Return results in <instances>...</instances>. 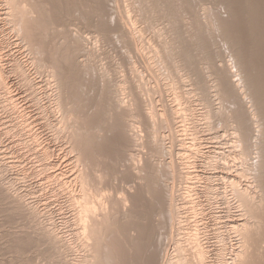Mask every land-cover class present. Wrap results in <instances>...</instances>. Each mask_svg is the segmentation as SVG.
I'll return each mask as SVG.
<instances>
[{
	"label": "bare ground",
	"instance_id": "6f19581e",
	"mask_svg": "<svg viewBox=\"0 0 264 264\" xmlns=\"http://www.w3.org/2000/svg\"><path fill=\"white\" fill-rule=\"evenodd\" d=\"M5 2L6 3V5H7V14H6V18H5V20H7L8 22V24L10 25V29H12L13 31H15L16 33H17V35L20 37L19 39H21L22 40V42L24 43V45L26 46V48H27V50H28V52H29V54H30V64H31V66H33L32 68H34L36 71H37V73L39 72V70L40 71H42L44 74H45V76H46V78L45 79H47V82L48 83H51V85H52V89H53V91H52V93L50 94L51 96H50V98H51V100H52V105H51V109L50 108H48L49 109V112H47V110L45 109V108H40L39 109V114H40V119L41 118H43L44 120H42L41 121V124L42 125H44L45 127L46 126H49L50 125V123H49V115L52 113V115L53 114H55V113H57L58 114V116H59V118H55L56 120L58 119V121H55V123L57 124V122H58V124L56 125V128L54 129L55 131L57 130V132L59 133L60 132V134H61V131L63 132L65 129L67 130L68 129V127L67 126H69V130H65L66 131V134H69L68 136L70 137H72V135H74V137H75V139L77 138L78 139V143H75L77 146H74V141H76V140H74V141H72V139H71V137L70 138H68V139H70V141L68 140V142H69V144H70V142H73L72 143V147L70 146V149L71 150H73L74 151V158H72V159H74L73 161L75 162L73 165L76 167V169H75V171H74V175H72V177L70 178V179H67L66 181H67V183L68 184H70V188L68 187V189H67V187H66V201H68L67 203H69L72 207H73V213L72 214H74V216H75V223H76V225H77V228L75 229L76 231L75 232H73L74 233V236L72 237L74 240H75V243H77L78 245V247L80 248V250L82 251L80 254H78V255H75V256H73V258L75 257V259H73L74 260V264H97L96 262H98V264H103V262L105 261V263L106 264H116L115 263V261L117 262V261H120L119 260V258L121 257L122 258V253H124L123 251V249H125L126 251H128V250H130V249H132V248H128V249H126L127 248V246H126V248L123 246L122 247V245L124 244V245H128V244H131V245H128L129 247H131L132 246V240H131V238L130 237H132V236H130V237H128L129 235H130V233L129 234H127L128 233V229H129V231H130V229H131V232L133 233V231H134V233H135V231H136V229H135V227L133 228V226H135V224H134V222H133V220H132V222H133V224H132V226H131V224L130 223H132L131 222V220L129 221L130 223H128L127 224V222H126V224L124 223L126 220H124V222H122L123 221V219H126L125 217L127 216V218L129 217V215H130V213H132L135 209V206H137V205H134V204H137V203H135V202H137V199L139 198H137L136 197V195L137 196H139V193H142L141 195L143 196V192H144V190L142 191H140V192H138L139 190H137V194H134L135 196L134 197H136V198H134L135 200V202H134V204L133 205H130L129 204V206L128 207H132V209L131 208H127L128 210L127 211H121L122 209L121 208H123L122 206H123V204L125 203L124 201H126V199H125V196L123 195L122 196V193H123V190H120V191H122V193L120 192V191H118L119 193H121V196L119 195V196H117L116 198H118L116 201L114 200H112V198H109V197H112L111 195L109 196H107V194H109V193H106V196H107V198H106V196L104 197V195H102L101 193H102V191H105L104 189H105V187L106 186H104L103 185V180H105V178L104 177H106V175L105 176H103V174L101 173V172H99V173H101V175L103 176V178L101 177V179H103L101 182H102V185L104 186H101L99 183H100V177L99 176H101V175H99L98 173H97V176H96V173L95 174H92L93 173V171H89V168H88V165L87 164H89V165H92V164H90V161H91V159H89L88 157L90 156V154L92 155L95 151H93V153H90L89 154V152L87 153L86 152V150H84L83 149V147H84V145L89 141L90 143H91V141L89 140V138H87L88 139V141L85 139V136L86 137H88L89 135H90V138L92 137V138H94V136L93 135H96V139H98L99 137H100V134L103 132L102 131V126L103 125H106L105 123L107 122L106 120H108V125H110V123H109V121L110 120H113L114 121V123L115 124H117L118 126H119V128H120V130L119 131H117V132H120V134L118 133V135H121L123 138H124V141H126V143H128L129 142V145L128 144H125L126 146H125V149H124V152H125V155H123V161H124V163H129L130 161V163H131V165H132V167H130L131 165L129 164V168H132V169H134L135 171H134V178H135V180L137 179V181H138V179H139V181H146L147 182V180H142V178H141V176H145L143 173H145L146 174V172L148 171L150 174H151V172L153 171V170H155V169H158V168H160V166L162 167V166H164L165 167V169L167 170V171H169V170H173L174 168V171L176 170V171H178L177 173H176V171L175 172H173V174L174 173H176L175 174V176L174 177H176V175H179V177H177V178H179L178 180L179 181H181V180H183V181H185L186 183H187V186H186V198L185 199H187V196H190V202H191V212H192V214L193 215H195L194 217H197L196 218V220H194V222L193 223H190L191 222V220H189L190 222H188V220L186 219L187 217L185 216V213L184 214H182L183 212H182V210H180L179 209V205H178V203H176V201L178 200V197L181 199V198H183V197H181V196H183V195H181V193H180V191L177 193L176 192V195H177V200L175 201V203H174V198H173V196L171 197V195H172V193H173V191H174V189H172V188H170V190H172V193H171V195L169 194L168 195V203L167 202H165V203H167V205H166V214H167V216H168V224H169V221H171V223L172 222H175L176 223V235H175V238H176V240H175V242H174V244H175V246H173V248H174V254H173V256H172V258H168L166 261H165V259L167 258V255H166V258H162L163 260H160L161 261V263L160 264H229L228 263V261H229V259H231V262L233 263V264H252L251 263V260H252V258L253 257H257V256H255V255H259V256H264L263 255V253H261V251L263 252L264 250H260V248L262 249V245L261 246H259V244H260V242H264V238H262V235H261V233H260V226H261V224H260V222L262 223V221H260V216L262 217V214L264 213L263 211H264V183L262 182V180H261V177L263 176L264 177V83L262 82V80H264V79H262L261 80V78H259L262 74H261V72L264 70H260V67L258 68L257 67V65H255V64H253L252 65V63L250 62V60H249V64L248 63H246L247 65H243V66H240V63H238V61L235 59L232 63L234 64H232V66L235 68L234 70H233V75H232V78H233V76H236L237 77V79H235V80H232V78H231V76H229L230 78H231V80L229 79V77H227L229 74H231V71H229L230 70V66H229V64H225V61H224V64H225V66H226V68L228 69L229 68V70L228 71H226V72H228L229 74H225L226 76H224V74H222L223 72H224V70H223V67L224 66H222V61H223V59H222V61L221 60H219L220 58L219 57H221L222 58V56H220L221 54L222 55H224L223 53H221V51H223L222 49H221V51H219V49L220 48H217L216 50H218V51H216L215 53V55H213V57L211 58V61H210V59H209V61H208V58L207 57H205L207 54H205V52L207 51V50H205L204 48H202L201 49V47H200V49L204 52V54H205V56L203 55V57H202V55H201V57H199V52L197 53V51L198 50H200V49H198V45H204L203 43L202 44H200L201 42H202V40L201 39H199L197 42H199L200 41V43L198 44H196V43H194V45L192 44V41H190V40H192L193 38V40H195V38L196 37H194L195 36V32L196 31H194L197 27H198V29H199V26H197L196 24L198 23H200L199 25L201 26V24H202V26H201V28L202 29H204L203 30V33L205 32V30H208L209 29V27L212 25L211 23H212V18H210L211 16L212 17H215V15L213 14V13H211V14H213V15H210L209 16V14H210V11L212 12V9L213 8H217L218 9V7L219 6H221L223 3H225V2H223L221 5H217V7H215L216 5H215V1L216 0H210L211 1V5L210 6H207L206 4H205V2L207 3L208 1H206V0H87V2H86V0H54V2H53V0L51 1V0H2V2ZM193 1H195V2H193ZM214 1V2H213ZM218 1V0H217ZM217 1H216V3H217ZM221 1V0H220ZM223 1V0H222ZM225 1V0H224ZM231 1V0H230ZM234 1V0H233ZM240 1V0H239ZM254 1V0H253ZM257 1V0H256ZM263 1V0H262ZM192 2L193 3H196L197 4V6H196V8L200 11V13H198L200 16L198 17V18H194L195 17V13L194 12H191L190 13V11H196V10H192L193 8H195V5L194 4H192ZM227 2H228V0H227ZM236 2V4H237V2L238 1H234V3ZM241 2H243V0L241 1ZM258 2H261V0L260 1H258ZM258 2H256V5H258L257 3ZM219 3H221V2H219ZM218 3V4H219ZM255 3V2H254ZM262 3V2H261ZM260 3V4H261ZM194 5L193 6V8H191V6L192 5ZM226 4H228V3H226ZM233 4V3H232ZM244 4L245 5H243V3H242V5L243 6H246V10H245V15H247V17L250 19V20H255V19H260V20H257V22L259 23V25L261 24V25H263V27H264V21L262 20L261 21V19H264V12H261L262 14H263V17H261L262 15L260 14V11H263L260 7H259V5L258 6H256V5H253V3H252V0L250 1V0H244ZM225 5V4H224ZM229 5H230V3H229ZM228 5V7H227V5H226V7L227 8H229L230 6ZM241 5V6H242ZM264 5V4H263ZM263 5H261V7L263 6ZM233 6V5H232ZM239 2H238V5L235 7V5H234V7H235V9H236V11L239 9ZM240 6V7H241ZM222 7V6H221ZM226 7H224V9L226 8ZM259 9L260 8V10H259V13H258V11H257V8ZM231 8H233V7H231ZM224 9H223V13H224ZM234 9V8H233ZM231 10L232 12H234V10ZM52 10H54V11H56L57 13V15H56V17L54 18V17H52L51 16V14L53 15V11ZM221 10V9H220ZM228 9H226V11H227ZM230 10V9H229ZM241 10H243V8L241 7ZM243 10V11H244ZM6 11V10H5ZM52 11V12H51ZM216 11V10H215ZM214 11V12H215ZM218 11H219V9H218ZM239 11V10H238ZM237 11V12H238ZM198 12V11H197ZM221 12V11H220ZM230 12V11H229ZM242 12V11H241ZM89 13V14H88ZM190 13V14H189ZM193 13H194V17H192L193 16ZM215 13H217V12H215ZM219 13V12H218ZM192 14V16H190ZM229 14V13H228ZM231 14H233V13H231ZM239 14V13H238ZM241 15H242V13H240ZM261 16H260V15ZM83 15V16H82ZM88 16V18L89 17H91L92 18V21L90 22L91 23V25L94 27V29L92 30V31H94L95 29H97V28H102L103 27V31H101V30H99V29H97V30H99V31H101V33L103 32V34H101V35H99L98 34V37L99 36H101L100 37V39H98V40H100L101 42H102V40H104L103 41V43L105 42V41H107V42H109L110 40H111V38L112 39H116V37H118L119 39L120 38H122L124 41V43H123V46L122 45H120V43H118L119 41H121L122 42V40H119L118 41V39H116L115 41L120 45H117V47L119 46V51L117 50V52L119 53V52H121L120 51V47L122 46L123 48H125L126 46L125 45H127L128 44V47H130V49L127 51V50H125V49H123L122 47H121V49H123L124 51H127V52H130L131 50L132 51H134V53H133V55L135 54L136 55V53L138 54V56L140 55L141 56V60H139V57H137V59L141 62L142 61V63L141 64H143L144 66L146 65L147 67H148V69H150L149 67H151L150 65L151 64H149L150 62L149 61H152L153 63H154V65H155V61L156 60H158L159 59V61H160V63L159 64H164L163 62H162V59L163 60H165L166 62L168 61L169 62V60H170V62H169V68H168V65H166L167 66V68H166V66L164 67L165 69H170L169 71H167L168 72V76H167V78H169L168 80H169V82L167 83V85L166 84H164L165 86H164V90L165 91H168V92H170V94L172 95L171 96V99H170V101H169V104H167V100H166V98H165V102H164V100L162 101V105L164 104V103H166V104H164V106L166 105V108L164 107V106H162L163 108V111H157V110H153L152 109V105H151V102L153 101V99H152V97L150 96L151 94L153 95L154 93H151V94H147L146 92H145V94H147V96H149L150 98H144L143 96V94H144V92H142V90L141 89H144L145 90V88L147 89V87L145 86H143L144 84H142L143 82L142 81H139V78L141 77H138L139 75H136L137 74V72H135L136 71V62H134L133 60H130V63H131V66L129 65V63L127 64V61L129 62V59L131 58L132 59V57H128L129 55H131V56H133L132 54H130L129 53V55L127 56V57H124V55H125V53H123V51H122V55H123V57L124 58H122V56H121V58H122V60L124 59L125 60V58H127V60H125V63L127 64V66H129V67H131V69H128L129 71V73H130V71H133V72H131L132 74L135 72V74H133V76H132V78L130 79L132 82H130L129 81V83H127V80L126 79H128L129 80V78H127V76H125L126 77V79L125 78H121V80L122 79H125L124 81L122 80V82L128 87H125V89H124V85L123 86H121V81L118 83L117 81L116 82H114V80H112L113 78L111 77V75L112 76H114V73H112V72H110L108 75V77H111V79L110 78H108V77H104V76H106V75H103V76H101V73L102 74H104L106 71V73H108V70L110 69V66H109V68H108V66L106 67V68H101V71H103V69L104 70H106L104 73L103 72H100L99 70H100V64H101V55H104V54H102L103 52H95L94 50V52L90 49V47L91 46H89L88 47V45H87V43L85 42V40L86 41H88V40H94L95 41V39L94 38H96L97 39V35L96 34H94L93 36H95L96 35V37H91L90 39H88L90 36H92V34H90V35H86V33H85V35L87 36H84V32L88 29V28H90L89 30H91V27H88L90 24L88 23L89 22V19H86L87 18V16ZM219 15V14H218ZM244 14L242 15V16H245ZM2 16V15H1ZM196 16H198V15H196ZM216 16H217V14H216ZM224 16V15H223ZM225 16H227L226 14H225ZM237 16H239V15H237ZM84 18V20H82L83 22H86V23H88V26H83V25H85L86 23H80V22H82V21H80L81 19H83ZM177 17H180L179 18V20L177 19ZM191 17H192V19H191ZM219 16H217V18H218ZM81 18V19H80ZM90 18V19H91ZM216 18V19H217ZM221 18H222V16H221ZM220 18V19H221ZM226 18V17H225ZM224 18V19H225ZM231 18V17H230ZM233 18H234V16H233ZM233 18H231V19H233ZM80 19V20H79ZM193 19H195L196 21H193ZM215 18L213 19V21L214 20H216ZM223 19V18H222ZM228 19H229V17H228ZM241 19H243V18H241ZM248 19V20H249ZM76 20H79V21H77V23L79 24H81V27L83 28V30H85L84 29V27L85 28H87L84 32H81L82 30H80V28L78 29V28H76L75 26L77 25V23H76ZM86 20H88V22L86 21ZM218 20V19H217ZM226 20H227V18H226ZM245 20V19H244ZM243 20V21H244ZM247 20V19H246ZM261 23H260V22ZM214 22H216V21H214ZM221 22V21H220ZM223 22V21H222ZM227 22V21H226ZM231 22V21H230ZM249 21H247V23H248ZM196 23V24H195ZM217 23H219V22H217ZM253 22H250V24L248 23L247 24V27H248V29H249V31L251 32H249V34H251V36H253L254 38L256 37L258 40H259V37L257 36V34H259V36L262 34V29H261V25L259 26V25H257L256 27L252 24ZM6 24V23H5ZM7 24V25H8ZM80 24L78 25V26H80ZM197 26V27H195V25ZM225 24V23H224ZM228 24H229V21H228ZM257 24V23H256ZM194 25V26H193ZM222 25V24H221ZM214 26H215V23H214ZM217 26H218V24H217ZM231 26V25H230ZM230 26H229V28H230ZM233 26H234V24H233ZM233 26H232V28H233ZM240 26L241 27H243L241 24H240ZM245 26V25H244ZM4 27V26H3ZM195 27V29L193 30V32H192V29ZM213 27V26H212ZM262 27V28H263ZM8 28V27H7ZM200 28V29H201ZM218 28V27H217ZM221 28H223L222 26H221ZM220 27H219V29H221ZM197 29V30H198ZM198 30V32L197 33H199V31H200V33H202V30ZM210 29L212 30V28L210 27ZM214 29H216V27L214 28ZM225 29H227L226 27H225ZM224 29V30H225ZM239 29H240V27H239ZM264 29V28H263ZM11 30V31H12ZM89 30H88V34H89ZM210 30V31H211ZM218 30V29H217ZM243 30V29H242ZM1 31V30H0ZM96 31V30H95ZM94 31V33H96ZM209 31V30H208ZM208 31L206 32V33H208ZM216 31V30H215ZM237 31H239V30H237ZM245 31H246V29H245ZM6 33H8L7 31H5ZM98 32V31H97ZM149 33L150 35H147L148 36V39L146 40V33ZM214 32V31H213ZM232 32H234V31H232ZM3 33V32H2ZM83 35H82V34ZM202 33V34H203ZM205 33V34H206ZM218 33V32H217ZM220 33V36L219 37H221L222 35V33L221 32H219ZM235 33H236V31L234 32V37H235ZM239 33V32H238ZM246 33H248V32H246ZM112 34V35H111ZM214 34V33H213ZM227 34V33H226ZM237 34V33H236ZM256 34V35H255ZM6 35V34H5ZM16 35V36H17ZM44 35V36H43ZM199 35V34H198ZM217 35V34H216ZM255 35V36H254ZM8 36V35H7ZM7 36H5V37H7ZM89 36V37H88ZM116 36V37H115ZM202 38H204V35H200ZM210 36V35H209ZM212 36V35H211ZM218 36V35H217ZM250 36V35H249ZM4 37V36H3ZM114 37V38H113ZM200 37V38H201ZM224 37V36H223ZM226 37V36H225ZM248 37V36H247ZM252 37V38H253ZM263 37H264V32H263ZM8 38V37H7ZM6 38V39H7ZM16 38V37H15ZM250 38V37H249ZM251 38V39H252ZM255 38V39H256ZM1 39H3V38H1ZM6 39H4L3 41H1L0 42V45L2 44V43H5L6 42ZM102 39V40H101ZM198 39V38H197ZM196 39V40H197ZM211 39V38H210ZM241 39H243V38H241ZM246 39V38H245ZM254 39V40H255ZM8 40V39H7ZM10 40V39H9ZM98 40H96L97 42H99ZM144 40H146L147 42L149 41V51H148V56L146 57V53L144 52V50H145V47H144ZM196 40H195V42H196ZM212 40H213V38H212ZM223 40H225V38L223 39ZM246 40H248V39H246ZM261 40H263L262 38H261ZM5 41V42H4ZM94 42V44H96L97 42ZM114 41V40H113ZM189 41H190V44H189ZM203 41H206V39L204 38V40ZM217 41V40H216ZM230 41V40H229ZM242 41V40H241ZM253 41V40H252ZM260 41V40H259ZM47 42V43H46ZM48 42L49 43H51V44H53L54 46H51V44H49L48 45ZM90 42H93V41H90ZM89 42V43H90ZM106 42V43H107ZM194 42V41H193ZM210 42V41H209ZM215 41H213V43H212V45L214 46H212L213 48H216V47H218V46H216V44L214 43ZM218 42V41H217ZM222 42V41H221ZM255 42V41H254ZM261 42H263L264 43V41H261ZM100 43V42H99ZM98 43V44H99ZM112 43V42H111ZM127 43V44H126ZM223 43H227V41L225 40V42H223ZM231 43H232V41H231ZM238 43V42H237ZM247 43V42H246ZM260 43V42H259ZM262 43V44H263ZM44 44H47V45H44ZM93 44V43H92ZM109 44V43H108ZM195 44L197 45V46H195ZM209 44V43H208ZM236 44V43H235ZM252 44V43H251ZM251 44H250V46H251ZM256 44H257V42H256ZM7 45V44H6ZM8 45H9V43H8ZM101 45V44H100ZM103 45V44H102ZM105 45V44H104ZM114 45H115V42H114ZM190 45H191V47H192V45L193 46H195L196 47V49H198L197 51H194L195 50V48L193 49V48H191L190 47ZM209 45H211V44H209ZM217 45H221V44H219V43H217ZM231 45V44H230ZM245 45V44H244ZM2 46H4V45H2ZM47 46V47H46ZM48 46H50V47H53L52 49L50 48L49 50L48 49H46L47 50V52H45L46 50H45V47L46 48H49ZM105 46H107V45H105ZM109 46H111V44L109 45ZM109 46H108V48H109ZM113 46V45H112ZM233 46V45H232ZM237 47H238V44L236 45ZM247 46V45H246ZM253 46V45H252ZM256 46V45H255ZM262 46V45H261ZM264 46V45H263ZM262 46V47H263ZM96 47V46H95ZM98 47V46H97ZM116 47V45H115V48H117ZM204 47H205V45H204ZM225 47H227L226 45H225ZM235 47V46H234ZM233 47V48H234ZM254 47V46H253ZM257 47H258V44H257ZM91 48H93V47H91ZM103 48V47H102ZM126 48V49H127ZM261 48V47H260ZM264 48V47H263ZM2 49V48H1ZM1 49H0V51H1ZM4 49H5V47H4ZM97 49V48H96ZM101 49V48H100ZM118 49V48H117ZM205 51H204V50ZM249 49V48H248ZM247 49V50H248ZM262 49V48H261ZM6 50V49H5ZM5 50H3V51H5ZM106 50V49H105ZM113 50H115V49H113ZM193 50V54H191L190 53V51H192ZM209 50H211V49H209ZM215 50V49H214ZM226 50H227V48H226ZM232 51H234L233 49H231ZM231 50H229V51H231ZM246 50V49H245ZM246 50V51H247ZM26 51V50H25ZM116 51V50H115ZM132 51H131V53H132ZM202 51H200V52H202ZM228 51V52H229ZM238 51V50H237ZM237 51H236V54H237ZM254 51V50H253ZM253 51H249L251 54H252V52ZM2 52V51H1ZM0 52V53H1ZM49 52V53H48ZM105 53H106V51H104ZM126 52V53H127ZM240 51H238V53H239ZM243 52V51H242ZM255 52V51H254ZM258 52H260V51H258ZM261 52H263V51H261ZM41 54V55H39V56H37V55H35V54ZM48 54V56H49V58H47L46 57V55ZM94 53H96V54H94ZM99 53H101V55L99 56V58H100V63L98 62V60H99V58H97V54H99ZM141 53V54H140ZM195 53H197V56H196V58L197 57H199L200 58V60H199V58H198V60H199V62L201 61L202 62V64H201V62L199 63L201 66L197 69V67L199 66H197L196 67V69L198 70V72H205V73H201V75L199 74H196L197 73V70L195 69L194 70V72L196 71V73L194 74V72H192L191 71V69H192V65L190 66L191 68L189 69L188 67V62H190V60L192 61L193 60V63H195L196 61L198 62V60L194 57L195 55ZM208 53V52H207ZM210 53H212L211 51H210ZM214 53V52H213ZM244 53V52H243ZM242 53V54H243ZM255 53H257V52H255ZM264 53V52H263ZM2 54V53H1ZM246 54V53H245ZM247 54H249L248 52H247ZM259 54V53H258ZM258 54H256L255 55V57L254 58H256V56L258 55ZM3 55V54H2ZM34 55L35 56H37V57H34ZM96 55V56H95ZM119 55V54H118ZM121 55V54H120ZM134 55V57L133 58H135L136 59V56ZM192 55H194V56H192ZM210 55H212V54H210ZM225 55H227V54H225ZM234 55H235V51H234ZM241 55V54H240ZM45 56V60L43 59V57ZM107 56V55H106ZM209 56V55H208ZM229 57L231 56V55H228ZM233 56V55H232ZM241 56H243V55H241ZM252 56V55H251ZM262 56V58H263V56L264 55H261ZM5 57V56H4ZM116 57V56H115ZM119 57V56H118ZM194 57V59H192ZM235 57V56H234ZM253 57H252V59H253ZM94 58H96V59H98V60H96V59H94ZM168 58H169V60H168ZM201 58H202V60H201ZM204 58H206V60H204ZM232 57H230V59H231ZM243 58V57H242ZM247 58V57H246ZM251 58V57H250ZM5 59V58H4ZM196 59V61H194ZM226 59V58H225ZM229 59V58H228ZM234 59V58H233ZM251 59V60H252ZM258 59V58H257ZM13 60V59H12ZM11 60V61H12ZM46 60H48L47 62H46ZM94 60H96L95 62H93ZM124 60H123V63H124ZM245 60H247V59H245ZM260 60V59H259ZM263 60V59H262ZM4 61V60H3ZM2 61V62H3ZM138 61V62H139ZM219 61H221V63H219ZM228 61V60H227ZM243 61V60H242ZM21 62V61H20ZM19 62V60L17 61V60H14V62L12 61V63H14L13 65H11V66H13V70H16L17 72H18V75L20 74L21 75V78H23L24 79V82L26 81V83L27 84H29V87H30V89H31V91L30 92H32V93H29V94H33V98H34V102H35V104L36 105H39L38 104V99H37V93H36V91H38V90H36V89H38V86L36 87V85L38 84V83H36V85L34 86V84L32 83V79H30L29 77V75H27L26 73H25V68L23 67V65L21 64ZM91 62H93V63H96V62H98L99 63V72H97L96 73V71H97V63L96 64H93V63H91ZM121 62V61H120ZM151 62V63H152ZM157 62V61H156ZM166 62H165V64H166ZM7 63H10V62H7ZM6 63V64H7ZM119 63V62H118ZM117 63V64H118ZM125 63H124V65H125ZM192 63V62H191ZM260 63H262V62H260ZM2 64V63H1ZM0 64V89L2 90V89H6V88H8L7 87V83H5L4 81L6 80H4L3 78L4 77H6L7 78V76H4L5 75V73H6V71L5 70H7L6 68H2L1 66H3V64L1 65ZM11 64V63H10ZM103 64V63H102ZM105 64V63H104ZM117 64L115 65L114 63L112 64V66H111V68H113V66L115 65V66H117ZM157 64V63H156ZM164 64V65H165ZM223 64V65H224ZM243 64V63H242ZM9 65V64H8ZM79 65V67H80V69H78L77 68V66ZM81 65V66H80ZM94 65H96V70H95V67H94ZM107 65H109V63L107 64ZM110 65H111V63H110ZM142 65V66H143ZM149 65V66H148ZM161 65H158V66H160L159 68H161L162 66ZM163 65V66H164ZM197 65V64H196ZM255 65V66H254ZM260 65V64H259ZM10 66V67H11ZM104 67H105V65H103ZM114 66V67H115ZM118 66H120V64L118 65ZM126 66V67H127ZM188 66V67H187ZM231 66V67H232ZM254 66V67H253ZM262 66V65H261ZM264 66V65H263ZM4 67V66H3ZM89 67H91L92 69H93V67H94V70H95V72H94V70H93V72L94 73H96L95 75H94V73H93V76L95 77V76H97V74L98 73H100L99 74V76H101L100 77V79H98V76H97V80H99L100 82H99V84H101L102 85V87H101V85L98 87V89H99V92H101L100 94H99V92L97 93V94H99V96H97L96 98V100L98 101V102H96V104L93 102V105H91L90 103H89V101H92L94 98H91L92 100H89L90 99V97L89 96H96L97 94H95V92H94V95L91 93L90 94V92L88 91L89 89L92 91L93 89H95V91H97L98 89L96 88V86H97V84L96 85H93L92 84V81H95L96 83H97V81L96 80H93V79H96V77L95 78H93L92 77V75H90L87 71H85V70H87V69H89ZM125 67V68H126ZM255 67H257V68H255ZM9 68V67H8ZM86 68V69H85ZM108 68V69H107ZM116 68L117 67H115V68H113L112 69V71L113 70H115V71H117L116 70ZM133 68V69H132ZM194 68V67H193ZM211 68V69H210ZM264 68V67H263ZM30 69V68H29ZM118 69V68H117ZM187 69H188V71H191V72H188L187 71ZM225 69V68H224ZM226 69V70H227ZM262 69V68H261ZM9 70V69H8ZM75 70H80V71H78V74H79V72L80 73H88V76H85V77H77V75H76V78H79V81H81V79L83 80V78L85 79H87L88 78V80H89V78H90V80H92L91 82L89 81V83H91V85H89V88L87 87V85L86 84H89V83H86V79H85V85L86 86H82V85H84V81H82L83 82V84H82V82L80 83V82H77V83H80V85L78 84V85H76L77 86V92H75L74 91V93H72L73 91V89L72 88H70V86H69V84L73 81V79L71 80V78H72V75H73V73L75 72ZM81 70H83V72H81ZM151 70V69H150ZM162 70H164L163 68L160 70L159 69V71H162ZM209 70H211V71H209ZM214 72H213V71ZM10 71V70H9ZM16 71H14V72H16ZM29 71H32L31 69L29 70ZM36 71H35V73H36ZM111 71V70H110ZM122 71V70H121ZM151 71H153V70H151ZM223 71V72H222ZM12 71H10V73H11ZM42 72H40V74L42 73ZM92 72V71H91ZM165 72V71H164ZM164 72H162L164 75H165V73ZM211 72V73H210ZM226 72H224V73H226ZM253 72V73H252ZM8 73V72H7ZM6 73V74H7ZM28 73V72H27ZM34 73V74H35ZM112 73V74H111ZM130 73V74H131ZM152 73V72H151ZM15 74V73H14ZM29 74H31V72L29 73ZM34 74H32V75H34ZM39 74V75H40ZM92 74V73H91ZM116 74H117V72H116ZM163 74H160V75H163ZM203 74V75H202ZM217 74V75H216ZM253 74V75H252ZM80 75V74H79ZM83 75V74H82ZM81 75V76H82ZM163 75V76H164ZM215 75V76H214ZM23 76V77H22ZM29 76V77H28ZM43 76V75H42ZM75 76V75H74ZM116 76H118V75H116ZM33 77H35V76H33ZM37 77V76H36ZM130 77V76H129ZM164 77H166V76H164ZM236 77H234V78H236ZM31 78H32V76H31ZM43 78H44V76H43ZM75 78V77H74ZM74 79V83H76L75 82V80L76 81H78L77 79ZM81 78V79H80ZM92 78V79H91ZM114 78H115V76H114ZM120 78V77H119ZM142 78V77H141ZM140 78V79H141ZM159 78V77H158ZM264 78V77H263ZM23 79H21V80H23ZM118 79V78H117ZM117 79H115V80H117ZM35 80V79H34ZM112 80V81H111ZM144 80V79H143ZM36 81V80H35ZM23 82V81H22ZM70 82V83H69ZM141 82V83H140ZM26 83H24V84H26ZM73 83V82H72ZM122 83V84H123ZM158 83V82H157ZM187 83V84H186ZM26 84V85H27ZM40 84V83H39ZM38 84V85H39ZM108 84V85H107ZM128 84V85H127ZM44 85V84H43ZM67 85L69 86V88L71 89V93H69V92H67ZM92 85H93V87H92ZM130 85V86H129ZM149 85V84H148ZM158 84H156V88L157 89H154V91H156V90H159V89H162V88H159L158 89V87L159 86H157ZM28 86V85H27ZM75 86V84L73 85V87ZM75 86V87H76ZM80 86H81V88L83 87L84 88V90H86L87 88V90L86 91H88L89 92V96H87L85 99H86V101H88V102H86V101H84V98H82L83 96H86V95H88L87 94V92H86V95L82 92V90H81V92H80ZM93 88H91V87ZM144 87V88H141V87ZM187 86V87H186ZM29 87H27V88H29ZM43 87V86H42ZM86 87V88H85ZM104 87V88H103ZM39 88H41V87H39ZM80 88V89H79ZM154 88V87H153ZM153 88L151 89V87L149 88L150 89V91L148 90V92H151V90H153ZM97 89V90H96ZM27 90V89H26ZM41 90V89H40ZM78 90H79V92H78ZM101 90V91H100ZM143 90V91H144ZM125 91H128V93H130L131 94V96L133 97H131L130 96V94H128L130 97L129 98H131L132 99V102H130V104H128L129 102L126 100V102H124L123 101V97H120V95L121 94H123ZM146 91V90H145ZM163 91V90H162ZM4 92V91H3ZM40 92V91H39ZM44 93H45V95L41 92V94H43L44 96H46V92H45V89H44V91H43ZM153 92V91H152ZM158 92V91H157ZM160 92H161V90H160ZM78 93H83V95H82V97H79V96H77L78 98H75L76 97V95L78 94ZM163 93V92H162ZM41 94H39L40 95V98H41ZM48 94V93H47ZM68 94L70 95V96H68ZM81 94H80V96H81ZM125 94V93H124ZM75 97H74V96ZM79 95V94H78ZM164 95V94H163ZM31 96V95H30ZM47 96H49V95H47ZM46 96V97H47ZM122 96V95H121ZM162 96V95H161ZM168 96V95H167ZM166 96V97H167ZM190 96H192L193 98L191 99V97ZM32 97V96H31ZM125 97H126V94H125ZM10 98V97H9ZM33 98H31V99H33ZM81 100L82 102L81 103H83L84 104V102H86V103H88L87 105H91V106H93V109H98L99 107H97V108H94L95 106H99V104L98 103H103L102 105H100V106H103V107H105V108H103V110H105V111H107V113H105V111H104V113L103 114H101L100 113V111L101 110H99V109H102V107L101 108H99L98 110H97V113L95 114V110H93V111H95V112H93L92 113V111L90 110L92 107H90V106H85V108L87 109V111H88V109L90 110V112L92 113V114H90V112H84L83 111V108H84V106L82 105V107L80 106V104L79 103H77L78 102V100ZM83 99V100H82ZM125 99V98H124ZM131 99L129 100V101H131ZM163 98L161 97V100H162ZM215 99H217L218 101H219V105L218 106H214V100ZM229 99H231L230 101L232 102L233 101V99H236V101H238V102H236V105L238 104V106L237 107H234V106H236L235 105V102L233 101V103H234V106L232 107V108H234L233 110L234 111H232L231 110V112H233V113H231V114H229L228 112L229 111H227V113L229 114V115H225V114H227V113H224V111H223V109H227V110H230V109H228V107L230 108V106H228L229 104H227L226 105V103L224 104V102L227 100V101H229ZM12 100V99H11ZM48 100H49V97H48ZM47 100V101H48ZM79 100V101H80ZM33 101V100H32ZM84 101V102H83ZM95 101V100H94ZM217 101V102H218ZM226 101V102H227ZM74 102H76V103H74ZM164 102V103H163ZM231 102H230V105H232L231 104ZM13 103V102H12ZM41 103V102H40ZM49 103V102H48ZM47 103V104H48ZM50 103V104H51ZM74 103V105H73V107H75V108H73L72 107V104ZM14 104V103H13ZM13 104H11V105H13ZM33 104V103H32ZM44 104H46V103H44ZM43 104V105H44ZM49 104V105H50ZM79 104V105H78ZM218 104V103H217ZM224 104V105H223ZM15 105V104H14ZM13 105V106H14ZM34 105V104H33ZM42 105V104H41ZM42 105V106H43ZM80 106L81 107V109L82 110H80V111H78V113H76L75 114V112L73 113V111H75V109L76 110H78L79 108H77L78 106ZM95 105V106H94ZM151 105V106H150ZM32 106V105H31ZM46 106V105H45ZM223 106H224V108H223ZM226 106H228L227 108H225ZM35 107H37V106H35ZM41 107V106H40ZM49 107V106H48ZM90 107V108H89ZM240 109H239V108ZM84 108V110H86ZM155 108V107H154ZM231 108V109H232ZM15 109V108H14ZM74 109V110H73ZM12 110V109H11ZM37 111H38V109H37ZM98 111H99V113L101 114V115H98ZM18 112V111H17ZM20 112V111H19ZM77 112V111H76ZM102 112V111H101ZM85 113H88L89 115H90V117H92V115H93V117H92V119L94 120V122H96L97 123V121L99 122V125L101 124H103L102 126L100 125H97V126H99V127H96L94 124L95 123H93L92 122V119H90V117H88L87 118V116L88 115H86ZM19 114H21V112L19 113ZM18 114V115H19ZM31 114V113H30ZM57 114H55V116L57 115ZM74 114V115H73ZM135 114H138V115H141L142 116V118H144L145 119V121L144 122H146L145 124H146V126H147V136H148V139L146 140V141H148V142H146L147 143V145L150 147V145H151V148H153V147H155L156 146V144H157V146L158 147H155V149H153V150H151L150 148H149V150H150V152L151 151H161V152H165L164 154H166V152L167 151H169L170 152V150L168 149V150H165L166 148H164V146H163V143L164 142H162V141H160L161 140V135H160V137L161 138H159L158 140H159V143H158V141L156 140V138H158V136L156 137V133H155V129H154V125H157L158 127L157 128H162V127H164V126H168V123H169V125H170V127L172 128V132L173 133H171L172 135H170V137L171 136H174V138H175V140H176V142H177V144H178V149H177V154H176V158H174V160H173V158H172V156L173 155H170V160H169V162L166 164H164V163H162V165L160 164H157V165H159V167L157 166V168H155V166L156 165H151V164H153V163H150L152 160H150V159H154V158H150V155H148L149 157H148V159L150 160V164L149 163H146L147 162V159H145L144 161H146V162H144L146 165L148 164L149 166H144L143 164H141V165H138L139 164V162H137V160L139 159L138 157H140L139 155H137L138 157H136L135 156V152H133V150H134V147L136 146L137 147V145L139 144H137V141H136V131H137V129H138V125H135L134 123H132V121H131V118L135 115ZM22 115V114H21ZM25 115V114H24ZM96 115L97 116H99V117H96ZM116 115H118V116H116ZM87 118V119H84L85 117ZM113 116H114V118H113ZM136 116V115H135ZM134 116V117H135ZM18 117H21L20 115L18 116ZM26 117V116H25ZM37 117V116H36ZM52 117V116H51ZM54 117V116H53ZM57 117V116H56ZM20 119V118H19ZM35 119V118H34ZM95 119H96V121H95ZM247 119L249 120H251V122H248V125H250L251 123H252V126H250L251 128L249 129V126L247 125ZM25 120L26 119H24V122H25ZM50 120H51V118H50ZM105 120V121H104ZM235 123V125L232 123V121ZM36 121V120H35ZM72 123H71V122ZM85 121V122H84ZM87 121V122H86ZM103 121V122H102ZM91 122H92V124L94 125V127L95 128H97V129H95L94 131H96L95 133H94V131H91V132H93L94 134H92L91 132H90V130H92V129H94V128H92L93 127V125H91ZM102 122V123H101ZM111 122V121H110ZM53 123V122H52ZM88 124V126L90 125L91 127H89L88 128V126L86 125V124ZM219 123L220 124H224L225 126H231L232 124H233V126L232 127H230V128H232V130H234L233 132H235V134H233L235 137H236V140H235V146H239L240 147V149H237V150H239L238 151V157H240L239 155H241V157L243 156L245 159V167H246V169H244V167H241V168H243V173H247V174H249L248 176H250V178H253L252 180H253V184H252V186L251 185H249L248 183H246V185H245V187H240L239 186V184H238V182L237 181H235L234 179H228V181H229V184H230V186L231 187H229V188H231V189H233V193H234V191L236 192V194H237V196L235 195V193H234V195H235V199H237L238 198V202L240 201V204H239V206L240 205H242L241 207H243V209H244V211L242 212L241 211V213H245L244 215H245V218H243V221L242 222H240V223H237V222H232V223H230L231 224V227L230 228H232L233 230L231 231V232H234V231H236L237 233H239V235L241 236V238H240V245L238 246V248L237 249H233L232 247V249L229 251V249H228V244L229 243H227V237L228 236H230V235H228L227 236V234H224V233H220V231L222 232V230H220L218 233H219V235L218 236H216L218 239H219V241H217V242H220V243H218L219 245H217L218 247H217V249H216V252H215V258L213 259V258H210V251H212L211 249H208V247L204 244V242H203V240H205L206 238H207V233H206V231H207V226H209V224L207 223H205V222H203L202 220L204 219L203 218V216H204V208H203V204H204V202L206 201V203H209V202H212V198L214 199V197H215V195H216V188H215V183H214V180H217L216 179V177H215V174H209V175H204L203 176V174H202V176L201 177H199L196 173H195V170L193 169L194 167H196V165H197V162L200 160V159H202L203 161V163L207 166V167H209V168H211V169H215L216 167H217V165H218V161L221 159L222 160V158H220V154H219V151H217V150H212V149H215V148H213L212 146H211V151H208V152H203V150L201 149V145L206 141V137H205V134H204V132H203V134H204V137H203V134H201L202 133V131L203 130H206V133H207V130H211L212 128L213 129H216L217 130V128H219V126H217V128H216V126H214L215 124L217 125H219ZM229 123H232L231 125L229 124ZM24 124V123H23ZM113 123H111V125H112ZM115 124L112 126V127H115V128H113V129H119L118 128V126L116 125L115 126ZM202 124H204L203 125V127H205V129H203L202 128ZM25 125V124H24ZM33 125V121H31L30 123H28V124H26V126H21V130L22 131H25V132H27L28 134H29V136H30V141H31V144L33 143V144H35V142L36 141H38L39 139H38V136H37V132H35V131H33L32 129H34L35 127H33V128H31V126ZM41 125V126H42ZM52 125H54V124H52ZM108 125L107 126H103V128L105 127H108ZM17 126V125H16ZM44 126H42V127H44ZM53 127V126H52ZM55 127V126H54ZM215 127V128H214ZM221 127V126H220ZM252 127H253V129H252ZM50 128H51V126H50ZM65 128V129H64ZM71 128V129H70ZM91 128V129H90ZM104 128V129H105ZM110 128V127H109ZM108 128V129H109ZM159 128V129H160ZM226 128V127H225ZM16 129H18V128H16ZM43 129V128H42ZM103 129V130H104ZM116 129V130H117ZM106 131H108L107 129H105ZM104 130V131H105ZM219 130V129H218ZM37 131V130H36ZM46 131V130H45ZM71 133H73V134H71ZM105 131V132H106ZM159 131V130H158ZM215 131V130H214ZM18 132V131H17ZM25 132H24V134H25ZM69 132V133H68ZM101 132V133H100ZM139 132V131H138ZM169 132V131H168ZM212 132V131H211ZM20 133H21V131H20ZM57 133V134H58ZM89 133H91V134H89ZM213 133V132H212ZM212 133H210V134H212ZM27 134V135H28ZM65 133L63 134V135H66ZM97 134H98V136H97ZM104 134V133H103ZM103 134H102V136H103ZM38 135H40V134H38ZM62 134H61V136H63ZM111 135V134H110ZM183 135V136H182ZM184 135H186L185 137H184ZM188 135H190V137L189 138H187V136ZM218 135V134H217ZM58 136H60L59 134H58ZM60 136V137H61ZM78 136V137H77ZM100 137V139L102 138L103 139V137ZM105 136V135H104ZM121 136H119V137H121ZM211 136V135H210ZM214 136H215V134H214ZM55 137H56V135H55ZM121 137V138H122ZM137 137H138V135H137ZM156 137V138H155ZM213 137V136H212ZM216 137H218V136H216ZM41 138V137H40ZM57 138V137H56ZM59 138V137H58ZM62 138V137H61ZM60 138V139H61ZM65 140H66V138L65 137H63ZM73 138V137H72ZM147 138V137H146ZM174 138H172L173 140H174ZM84 139V140H83ZM96 139H93V141L94 140H96ZM100 139H98V140H96V141H98V143H94V145L95 144H100L99 142H100ZM140 139H141V137H140ZM187 139H189V141H187ZM211 139V138H210ZM85 140L87 141V142H85ZM120 140V139H119ZM144 140V139H143ZM163 140V139H162ZM171 140V139H170ZM207 140H209V138L207 139ZM229 140V139H228ZM83 141H84V143H83ZM95 141V142H96ZM123 141V142H124ZM172 141V140H171ZM42 142H44V141H42ZM67 141H66V143H68ZM173 142V141H172ZM209 142V141H208ZM48 143V142H47ZM29 144V143H28ZM141 144H143V143H141ZM150 144V145H149ZM173 144V143H172ZM36 145V144H35ZM47 145V144H46ZM42 146L41 145V147L39 148V149H37V154H36V156L39 158V160L41 161V168H42V170H47L51 165H52V162L49 160V157H50V155H51V150H49V148L47 147V146ZM87 145V147H91L92 148V146H93V144H89V143H87L86 144ZM92 145V146H91ZM146 145V144H145ZM153 145V146H152ZM155 145V146H154ZM206 145V144H205ZM30 146V145H29ZM120 146V145H119ZM140 146V145H139ZM208 146V145H207ZM31 147V146H30ZM38 147V146H37ZM36 147V148H37ZM68 147V146H67ZM75 147H76V149H75ZM87 147H84V148H87ZM97 147H98V145H97ZM121 147H122V145H121ZM233 147V146H232ZM81 148V149H80ZM94 148L96 149V147L94 146ZM93 148V149H94ZM156 148H157V150H156ZM28 149V148H27ZM98 149H99V147H98ZM101 149V148H100ZM99 149V150H100ZM135 149H137V148H135ZM233 149V148H232ZM235 149V148H234ZM32 150H33V148H32ZM35 150V149H34ZM33 150V151H34ZM81 150H82V152L84 153V154H82V152H81ZM90 151V148L88 149L87 148V151ZM97 150V149H96ZM123 150V149H122ZM91 151V152H92ZM101 151H102V149H101ZM120 151V150H119ZM226 151V150H225ZM104 151H102V153H103ZM149 152V154H152L153 155V157H154V154L156 153H153V152H151L150 153ZM159 152H158V154H159ZM227 152V151H226ZM229 152V151H228ZM235 152V151H234ZM237 152V151H236ZM102 153H101V156H102ZM224 153V152H223ZM223 153H221L222 155H224ZM232 153V152H231ZM65 154V153H64ZM89 154V156H86V155H88ZM98 154V153H97ZM96 154V155H97ZM104 154L105 153H103V156L101 157L102 159V161H103V157H104ZM107 154V153H106ZM105 154V155H106ZM160 154H162V153H160ZM159 154V155H160ZM168 154V153H167ZM169 154H171V152L169 153ZM169 154H168V156H169ZM233 154V153H232ZM235 154V153H234ZM85 155V156H84ZM94 155H95V153H94ZM93 155V157H95ZM100 155V154H99ZM98 155V156H99ZM157 155V153L155 154V156ZM158 155V156H159ZM221 155V157H223ZM236 155H237V153H236ZM229 156H231V155H229ZM235 156V155H234ZM92 157V156H91ZM106 157V156H105ZM104 157V158H105ZM110 157V156H109ZM135 157H136V159L137 160H135ZM63 158V157H62ZM70 158V157H69ZM108 158V157H107ZM145 158V157H144ZM144 158H142V161H143V159ZM172 158V159H171ZM228 158V157H227ZM93 159L95 160V158H92V161H93ZM235 159V158H234ZM239 159V158H238ZM243 159V158H242ZM89 160V163L87 162ZM97 160H98V157L96 156V160H95V162H97ZM106 160V159H105ZM105 160H104V162H105ZM121 160H122V158H121ZM148 160V161H149ZM99 162H100V158H99V160H98ZM101 161V162H102ZM120 161V160H119ZM123 161H121V162H123ZM224 161V160H223ZM237 161V160H236ZM100 162V163H101ZM108 161L106 160V162H105V164L107 163ZM132 162H133V164H132ZM134 162H135V164H134ZM154 162V161H153ZM156 162V161H155ZM200 162V161H199ZM198 162V163H199ZM231 162V161H230ZM98 163V162H97ZM98 163L97 164V167H98V165H101V164H103V163ZM138 163V164H137ZM143 163V162H142ZM201 163V162H200ZM199 163V164H200ZM223 163V162H222ZM242 163V162H241ZM39 164H40V162H39ZM104 164V166H106ZM118 164V163H117ZM155 164V163H154ZM204 164H202V165H204ZM220 164H221V162H220ZM219 164V165H220ZM224 164V163H223ZM35 165V164H34ZM95 165V164H94ZM121 165V164H120ZM138 165V166H137ZM218 165V166H219ZM230 165V164H229ZM232 165V164H231ZM40 166V165H39ZM38 166V167H39ZM96 166V165H95ZM103 165H102V168L104 167ZM128 166V165H127ZM150 166H154V168L155 169H153L152 170V168L150 167ZM199 166H201V164L199 165ZM205 166V167H206ZM221 166V165H220ZM5 167V166H4ZM100 167V166H99ZM118 167H119V165H118ZM121 167V166H120ZM150 167V171H149V168ZM228 167V166H227ZM1 168V167H0ZM51 168V167H50ZM74 168V167H73ZM93 168H95V167H93ZM144 168L146 169V171L144 170ZM203 168V167H202ZM220 168V167H219ZM235 168V167H234ZM237 168V167H236ZM3 169V168H2ZM53 169V168H52ZM105 170H106V168H104ZM148 169V170H147ZM207 169V168H206ZM222 169H223V167H222ZM1 170V169H0ZM39 170V169H38ZM41 170V169H40ZM39 170V171H40ZM143 170H144V172H143ZM161 170V169H160ZM160 170H159V172H160ZM197 170V169H196ZM217 170V169H216ZM229 170V169H228ZM4 171V170H3ZM95 171H97V170H94V172ZM101 171V170H100ZM104 170H102V172H103ZM161 171H163V170H161ZM221 171V170H220ZM227 171V170H226ZM240 172H241V169L239 170ZM2 172V171H1ZM5 172V171H4ZM133 172V171H132ZM143 172V173H142ZM197 172V171H196ZM3 173V172H2ZM33 173V172H32ZM45 173V172H44ZM104 173V172H103ZM131 173V172H130ZM161 173L163 174V172H160V175H161ZM171 173V172H170ZM208 173V172H207ZM219 173V172H218ZM234 173V172H233ZM242 173V172H241ZM108 174V173H107ZM133 174V173H132ZM142 174V175H141ZM154 174H156V170H155V173H153L152 175H153V177H152V175H150V177H152L153 178V180L155 179L154 178ZM167 174V176H168V178L167 179H169V177H170V175H169V172H164V175H166ZM199 174V173H198ZM50 175H51V173H50ZM49 175V176H50ZM95 175V176H94ZM99 175V176H98ZM141 175V176H140ZM147 175V174H146ZM149 175V174H148ZM157 175H158V173H157ZM200 175V174H199ZM262 175V176H261ZM1 176V175H0ZM23 176V175H22ZM33 176V175H32ZM133 176V175H132ZM131 176V177H132ZM173 176H171V177H173ZM243 176V175H242ZM247 176V177H248ZM31 177V176H30ZM94 177H99L98 179H96L97 181L96 182H98L99 181V183H98V187H99V185L101 186V187H103L104 189H102L101 191L98 189V188H96L97 186H96V184L97 183H95L94 182ZM110 177V176H109ZM149 177V179H151ZM157 177V176H156ZM159 177V176H158ZM170 177V178H171ZM224 177V176H223ZM239 177V176H238ZM244 177H245V175H244ZM262 177V179H264ZM108 178V177H107ZM140 178H141V180H140ZM145 178V177H144ZM143 178V179H144ZM176 178V179H177ZM222 178V177H221ZM220 178V179H221ZM56 179H58V176H57V178ZM59 179H61V178H59ZM59 179H58V181H59ZM64 179V178H63ZM66 179V178H65ZM65 179H64V182H65ZM160 179V178H159ZM164 179V178H163ZM176 179L174 178L172 181H176ZM224 179V178H223ZM243 179V178H242ZM0 180H1V178H0ZM53 180H54V177H53ZM157 181H159L158 179H156ZM178 180H177V182H178ZM240 180V179H239ZM248 180H249V177H248ZM10 181V180H9ZM12 181V180H11ZM55 181V180H54ZM57 181V182H58ZM63 181V180H62ZM106 181V180H105ZM111 181V180H110ZM151 181V180H150ZM149 180H148V184L150 183V184H152V182L154 183H156L157 181H151L150 182ZM162 181V180H161ZM160 181V182H161ZM221 181V180H220ZM250 181V180H249ZM13 182V181H12ZM53 182V181H52ZM64 182H63V184H64ZM109 182V181H108ZM4 183V182H3ZM8 183H10L11 184V182H8ZM7 183V186L8 187H10V186H12V185H10V184H8ZM55 183V182H54ZM141 184H142V182H140ZM154 183V184H155ZM158 183V182H157ZM223 183V182H222ZM250 183H251V181H250ZM2 184V183H1ZM0 184V185H1ZM57 184H59L60 185V183H57ZM63 184H61V185H63ZM67 184V185H68ZM148 184H146L145 183V185H148ZM154 184H152V185H154ZM159 184V183H158ZM172 184H174V183H172ZM224 184H226V183H224ZM244 184V183H243ZM3 185V184H2ZM106 185V184H105ZM143 185V184H142ZM151 185V186H152ZM180 185V184H179ZM184 185H186V184H184ZM217 185V184H216ZM228 185V184H227ZM133 186V185H132ZM132 186H130L131 188H132ZM149 186V185H148ZM3 187V186H2ZM2 187H0V188H2ZM57 187H58V185H57ZM63 187H64V185H63ZM112 187V186H111ZM129 187V188H130ZM134 187V186H133ZM136 187V186H135ZM150 187V186H149ZM152 187H155V185L154 186H152ZM12 188V187H11ZM126 188V187H125ZM127 189L126 188V191H128V193L131 191V190H133V189ZM137 188V187H136ZM165 188V187H164ZM176 188H178V187H176ZM185 188V187H184ZM62 189V188H61ZM64 189V188H63ZM163 189V188H162ZM167 189H169V187L167 188ZM179 189V188H178ZM227 189V188H226ZM9 190H11V189H9ZM65 190V189H64ZM118 190V189H117ZM3 191V194H5V195H7V193H6V191H5V189H3L2 190ZM4 191H5V193H4ZM106 191H107V189H106ZM116 191V190H115ZM135 191H136V189H135ZM135 191H133V192H131V193H135ZM176 191V190H175ZM61 192V191H60ZM117 192V191H116ZM116 192H114V193H116ZM118 192H117V194H118ZM170 192V191H169ZM9 193H11L10 191H9ZM127 193V194H128ZM145 193V192H144ZM167 192H165V193H163L164 195L166 194ZM217 193H218V191H217ZM12 194V193H11ZM125 194V193H124ZM147 194L149 195V192H147ZM147 194H144V196L145 195H147ZM151 194V196H153L154 195V190H153V193L151 192L150 193ZM153 194V195H152ZM155 194H156V192H155ZM8 195H10V194H8ZM7 195V196H8ZM20 195V194H19ZM57 195H58V193H57ZM116 195V194H115ZM114 195V196H115ZM129 195V197H131L130 196V194H128ZM140 195V196H141ZM147 195V197H149ZM156 195H158V194H156ZM167 195V194H166ZM181 195V196H180ZM233 195V196H234ZM7 196H5V197H7ZM13 196V195H12ZM12 196H10L11 198H12ZM15 196V195H14ZM16 196H18V195H16ZM105 198V199H108L109 200V202H108V200H105L104 199V201H103V197ZM133 196V195H132ZM143 196V197H144ZM202 196H205V198L204 199H202ZM217 196V195H216ZM25 197V196H24ZM64 197V196H63ZM124 197V198H123ZM128 197V196H127ZM129 197H128V201H126V202H129V200L131 201V199H129ZM146 197V196H145ZM154 197V196H153ZM218 197V196H217ZM237 197V198H236ZM8 198V197H7ZM10 198V199H11ZM15 198V197H14ZM20 198H22V196H20ZM114 198V197H113ZM132 198V197H131ZM189 198V197H188ZM9 198H8V200H10ZM13 199V198H12ZM16 200H19V198H15ZM110 199H111V201L112 202H117L118 203V205L117 204H115V205H117V206H114L112 209H114L115 207H121V208H119V209H121L120 211H121V213L120 214H122V216H123V219L121 218V215H119V211L118 212H116V215H118L119 217V222L117 221V220H115L112 216L113 215H111V213H112V211L114 212V214H115V211L114 210H116V209H118V208H116V209H114V210H111L110 208V210L108 209V211L110 212V213H107L108 211H103L102 212V210H100V209H105V207H109V205H107V206H102L103 205V202H105V201H107V202H105L106 204L107 203H109L111 206H112V202H110ZM125 199V200H124ZM140 200H141V198H139ZM139 199H138V201H139ZM146 199V198H145ZM148 199V198H147ZM158 199V198H157ZM160 199H161V197H160ZM23 200V199H22ZM21 200V201H22ZM133 200V199H132ZM149 200V199H148ZM21 201H20V203H21ZM24 201V200H23ZM22 201V202H23ZM26 201V200H25ZM25 201L23 202V204L25 203ZM143 201V200H142ZM150 201V200H149ZM166 201V200H165ZM133 202V201H132ZM161 202V201H160ZM164 202V201H163ZM173 202V203H172ZM179 202V201H178ZM13 203V202H12ZM17 203H19V201L17 202ZM122 204V206L121 205H119V204ZM214 203H216V202H214ZM214 203H212V204H214ZM182 204V203H181ZM189 204V203H188ZM20 205H22V203L20 204ZM26 205V204H25ZM28 205V204H27ZM26 205V206H27ZM114 205V204H113ZM128 205V204H127ZM207 205H209V204H207ZM26 206H25V208H26ZM29 206V205H28ZM126 206V204L124 205V207ZM160 206H162L161 204H160ZM205 206V205H204ZM103 207V208H102ZM107 207V208H108ZM227 207V206H226ZM22 210H23V205H22ZM20 208V209H21ZM29 208V207H28ZM126 208H123V210H125ZM9 209V208H8ZM32 209V208H31ZM34 209V208H33ZM138 210H139V208H137ZM35 210V209H34ZM131 210H133V211H131ZM163 210V209H162ZM242 210V209H241ZM28 211V210H27ZM117 211V210H116ZM131 211V212H130ZM155 211V210H154ZM206 211V210H205ZM210 211V210H209ZM24 213L26 212V210H24L23 211ZM29 212H31V210H29ZM33 212H35V211H33ZM32 212V213H33ZM38 212V211H37ZM36 212V213H37ZM106 212V213H105ZM136 212V210L134 211V213ZM160 212V214H161V211H159ZM159 212H157V213H159ZM164 212V211H163ZM40 212H38V214H39ZM126 213H129V214H126ZM134 213L132 214L133 216H135V217H137L138 215H139V213L137 212V213H135V215H134ZM190 213V212H189ZM262 213V214H261ZM26 214V213H25ZM38 214H36L37 216H38ZM138 214V215H137ZM153 214L155 215L156 213L155 212H153ZM234 214V213H233ZM35 215V214H34ZM111 215V216H110ZM126 215V216H125ZM137 215V216H136ZM141 215V214H140ZM139 215V216H140ZM197 215V216H196ZM208 215V214H207ZM210 215H212V214H210ZM31 216V215H30ZM29 215H28V217H30ZM131 216V215H130ZM133 216H131V217H133ZM141 216H145L144 214L143 215H141ZM158 216V218L157 219H155L156 221L157 220H160V215H157ZM230 216V215H229ZM243 216V215H242ZM32 217V219L34 220V218H33V216H31ZM111 217L113 218V220L116 222L117 221V224L115 223V222H112L111 223ZM117 217V216H116ZM135 217H134V219H135ZM149 216H147L146 218H148ZM233 217V216H232ZM264 217V216H263ZM109 218H110V222L108 223V221H109ZM137 218H142V217H137ZM146 218H144L143 217V219H146ZM153 218V217H152ZM163 218V217H162ZM129 219H130V217H129ZM132 219V218H131ZM216 219H218V218H216ZM220 219V218H219ZM36 220V219H35ZM34 220V221H35ZM74 220V219H73ZM112 220V221H113ZM121 220V221H120ZM138 220V219H137ZM141 220V219H140ZM261 220H264V219H261ZM32 221V220H31ZM34 221H33V223H31V227H32V224H34ZM37 221V220H36ZM47 221V220H46ZM135 221H136V219H135ZM139 221V220H138ZM142 221V220H141ZM210 221V220H209ZM219 221V220H218ZM218 221H216V222H218ZM221 221V220H220ZM230 221V220H229ZM41 221H39V223H40ZM120 222H122L121 223V227H120ZM144 222V220L142 221V223ZM158 222V221H157ZM157 222H156V224H155V226L157 227ZM36 223V222H35ZM37 223H38V221H37ZM43 223V222H42ZM46 223V222H45ZM112 224V226L114 227V224H115V227L116 226H119L121 229H122V224H123V228L125 229V227H126V233L125 234H127V239H126V241L129 239V242H130V240H131V243H125L124 242V240H122V236H121V241H119L120 240V238H118V237H120V235L119 234H121L122 235V230L120 229V231H119V228H117V231H119V233H117V231H116V228H113L112 226H111V224ZM114 223V224H113ZM145 223V222H144ZM143 223V226H145V224ZM169 224V226L170 227H172V224ZM41 224V223H40ZM38 224V226H40V228H41V226H42V228H43V225L41 224ZM124 224H125V227H124ZM138 224H141V222H139ZM18 226H19V224H18ZM37 226V227H38ZM108 226H110L112 229H110V227H108ZM129 226L130 227H132L134 230H132V228H129ZM136 226H137V224H136ZM215 226H216V224H215ZM263 226H264V224H263ZM37 227H35V230H37ZM76 227V226H75ZM107 228V229H104V228ZM169 227V228H170ZM211 227V226H210ZM220 227V226H219ZM227 227V226H226ZM229 227V226H228ZM262 227V226H261ZM33 228H34V226H33ZM39 228V229H40ZM45 229H48V228H46V227H44ZM128 228V229H127ZM212 228V227H211ZM210 228V229H211ZM214 228V227H213ZM217 228V227H216ZM229 228V229H230ZM263 228V227H262ZM31 228L29 227V229L28 230H30ZM72 229V228H71ZM102 229H104V230H102ZM108 229H110L111 230V232L113 233V236H111L112 235V233H110V230H108ZM140 229H143V228H141L140 227ZM168 229V228H167ZM174 229V228H173ZM209 229V230H210ZM215 229V228H214ZM223 229V228H222ZM228 229V228H227ZM34 230V229H33ZM51 231V228L50 229H48L47 231ZM53 230V229H52ZM103 232H102V231ZM106 230H107V232H109L108 234H107V232H106ZM138 230V229H137ZM145 230V229H144ZM143 230V231H144ZM169 230V229H168ZM172 230V229H171ZM217 230V229H216ZM223 230H225V229H223ZM262 230H264V228L263 229H261V232H262ZM31 231H32V229H31ZM40 231H44V229L42 230V229H40L39 231H37V233L38 232H40ZM53 231H55V230H53ZM72 231V230H71ZM122 231V232H121ZM170 231V230H169ZM169 231H167V232H169ZM227 231V230H226ZM24 232V231H23ZM41 232V233H42ZM121 232V233H120ZM125 232V231H124ZM123 232V233H124ZM159 232H161V231H159ZM166 232V231H165ZM172 232H173V230H172ZM210 232V231H209ZM208 232V233H209ZM213 232H215L214 230H213ZM230 231H229V233H231ZM257 232H259V234L261 235H259L258 237H261V239H260V241L259 242H256V241H253V236H256V235H258L257 234ZM264 232V231H263ZM31 233V235H33L32 234V232H30ZM33 233H35V231L33 232ZM36 233V234H37ZM43 233H45L46 234V236L45 237H47V241H46V239H45V237H43L45 234H40V236L39 237H42V239L44 238V240H45V242L47 243V245L48 244H51L50 245V247H52V245H53V249L51 250V251H49V252H51V253H49V258H50V256H52L53 254L52 253H57V254H54L55 256H57V255H61V256H59V257H62V258H58L57 259V257H56V259H55V257H53V260L55 259V261H57L58 262V264H69L68 262H70V261H68L67 259H70V257L69 258H67V255L68 254H70L71 253V251L73 252V250H74V246L73 245H75V243H72V241H73V239L72 240H69L68 242H65L64 241V239H62V236H61V234H60V238H61V240H62V242H61V240H60V238H58L59 237V234H56V235H58L57 237H56V235H55V237H54V234L53 235H50V232H49V235H48V233H46V231L45 232H43ZM117 234L116 236L114 235V234ZM131 233V234H132ZM146 233V232H145ZM158 233V232H157ZM226 233V232H225ZM237 233H236V235H237ZM28 234V233H27ZM26 234V235H27ZM39 234V233H38ZM136 234H137V232H136ZM163 234V233H162ZM165 234V233H164ZM163 234V235H164ZM169 234H172V233H166L165 234V237H166V235H167V237H169L170 235ZM234 234V233H233ZM263 234V233H262ZM23 235V234H22ZM25 235V234H24ZM29 235V234H28ZM108 235H110L109 237L111 238V239H107V240H110L111 241V243L114 245V243H115V245L116 244H118L119 243V249H122L123 251H121V253H119V255L118 256H120V254H121V256L120 257H118V260H116V254H117V252H119L118 250H116V249H118V245H117V248L116 247H111L112 246V244L110 243L109 244V242L110 241H105L106 240V236H108ZM134 235V234H133ZM151 235V234H150ZM159 235H161L160 233H159ZM169 235V236H168ZM213 235V234H212ZM134 236H136V235H134ZM137 236H138V234H137ZM146 236V235H145ZM144 236V237H145ZM162 236V235H161ZM234 236V235H233ZM240 236H238V237H240ZM29 237V236H28ZM31 237V236H30ZM29 237V238H30ZM38 237V236H37ZM63 237H64V235H63ZM71 237V236H70ZM69 237V238H70ZM109 237H107V238H109ZM113 237V238H112ZM164 237V238H165ZM166 237V238H167ZM18 238V237H17ZM26 238V237H25ZM33 238V237H32ZM35 238V237H34ZM68 238V237H67ZM68 238V239H69ZM114 238H117V240H115ZM139 238V237H138ZM137 238V239H138ZM147 238H148V236H147ZM146 238V239H147ZM159 238V237H158ZM162 238V237H161ZM171 238V241H172V237H170ZM174 238V237H173ZM209 238V237H208ZM229 238V237H228ZM255 238V237H254ZM256 238H257V236H256ZM92 239V240H91ZM119 239V240H118ZM43 240V241H44ZM48 240H50V241H52L53 242V244L52 243H50V241H48ZM89 240H91V241H89ZM115 241V242H112V241ZM140 240V239H139ZM143 240V239H142ZM141 240V241H142ZM151 240V239H150ZM157 240V239H156ZM155 240V241H156ZM168 240H169V238H168ZM255 240V239H254ZM38 241H40V240H38ZM42 241V240H41ZM64 241V242H63ZM67 241V240H66ZM93 241V242H92ZM119 241V242H118ZM152 241V240H151ZM160 241V240H159ZM166 241V240H165ZM18 242V241H17ZM74 242V241H73ZM107 242V243H106ZM117 242V243H116ZM120 242H121V244H120ZM124 242V243H123ZM185 242H187L186 244H185ZM206 242V241H205ZM216 242V241H215ZM40 243H42V242H40ZM44 243V242H43ZM42 243V244H43ZM46 243H45V245H46ZM106 243V244H105ZM139 243H141V242H139ZM143 243V242H142ZM154 243V242H153ZM170 243V242H169ZM208 243H210V242H208ZM207 243V244H208ZM31 244H32V242H31ZM33 244H35V243H33ZM37 244V243H36ZM39 244V243H38ZM108 244V245H107ZM134 244H135V242H134ZM262 244V243H261ZM40 245V244H39ZM46 245V246H47ZM163 245H164V243H163ZM166 245V244H165ZM173 245V244H172ZM216 245V244H215ZM34 246V245H33ZM42 245H40V247H41ZM49 246V245H48ZM103 246V248H104V250L106 251V249L109 247H111L109 250H111V252H109L108 253V251L109 250H107L105 253L103 252V250H101V249H103V248H101V247ZM120 246L122 247V248H120ZM167 246H169V244L167 245ZM214 246V245H213ZM31 247V246H30ZM35 247V246H34ZM133 247V246H132ZM161 247V246H160ZM260 247V248H259ZM32 248V247H31ZM35 248H37V247H35ZM34 248V249H35ZM77 248V247H76ZM101 248V249H100ZM112 248H115V249H112ZM134 248H135V246H134ZM138 248V247H137ZM163 248V247H162ZM164 248H166V247H164ZM163 248V250L164 251H161V252H164L163 253V255H165V249ZM168 248V247H167ZM44 249H46V248H44ZM73 249V250H72ZM98 249H100V250H98ZM136 249V248H135ZM152 249V248H151ZM150 249V250H151ZM263 249H264V245H263ZM37 250H38V248H37ZM48 250H50V249H48ZM77 250V249H76ZM112 250H115V251H112ZM54 251V252H53ZM98 251H99V253H98ZM103 253H102V252ZM125 251V253H127ZM132 251V250H131ZM137 251V250H136ZM153 251V250H152ZM227 251H229L230 253V255H231V257H226V254H227ZM116 254H115V253ZM135 252V251H134ZM160 252V253H161ZM168 252V251H167ZM171 252H173V251H171ZM170 252V253H171ZM259 252V253H258ZM46 253H48V252H46ZM59 253V254H58ZM100 253H102L101 255L102 256H105L104 257V261L102 262V258L103 257H100L101 255H100ZM128 253H130V252H128ZM128 253L126 254V255H128ZM133 253V252H132ZM132 253H131V255H132ZM149 253V252H148ZM150 253H152L151 255H153V253L154 252H150ZM158 253V252H157ZM74 254V253H73ZM105 254V255H104ZM113 255V256H110V255ZM138 254V253H137ZM98 255V256H97ZM162 255V254H161ZM163 255L162 256H160V255H158V257L160 256V258L161 257H163ZM213 255V256H214ZM71 256V255H70ZM135 256V255H134ZM137 256V255H136ZM135 256V257H136ZM46 257H48V256H46ZM51 257V258H52ZM96 257H100V258H98V259H96ZM124 257H126L125 255H124ZM123 257V258H124ZM135 257H133V258H135ZM149 257V256H148ZM150 257H152V256H150ZM156 257H157V255H156ZM165 257V256H164ZM122 258V260H124ZM129 258V257H128ZM128 258H126V259H128ZM155 258V257H154ZM260 258V257H259ZM48 259V258H47ZM100 259V260H99ZM129 259H131V258H129ZM158 259V258H157ZM49 260V259H48ZM53 260L51 259L50 261H52L53 262ZM97 260H99V261H97ZM121 260V261H122ZM152 260H153V258H152ZM256 260V259H255ZM261 260V259H260ZM47 261V260H46ZM127 261V260H126ZM149 261V260H148ZM159 261V262H160ZM57 262H56V264H57ZM71 262H72V260H71ZM102 262V263H101ZM158 262V261H157ZM158 262V263H159ZM258 262V261H257ZM49 263V262H48ZM55 263V262H54ZM53 263V264H54ZM104 263V264H105ZM118 264H123V261L122 262H117ZM127 263V262H126ZM125 263V260H124V264H126ZM255 263V262H254ZM253 263V264H254ZM134 264V263H133ZM258 264V263H257ZM261 264H263V263H261Z\"/></svg>",
	"mask_w": 264,
	"mask_h": 264
},
{
	"label": "rangeland",
	"instance_id": "374dc122",
	"mask_svg": "<svg viewBox=\"0 0 264 264\" xmlns=\"http://www.w3.org/2000/svg\"><path fill=\"white\" fill-rule=\"evenodd\" d=\"M52 1V0H51ZM206 1H208L207 3L205 2V4L207 5V6H210L211 5V1L210 0H206ZM217 1V0H216ZM216 1L214 2L215 3V7H217V5L219 6V5H221L223 2H225V3H223L221 6H219L218 7V9H219V11H218V9L217 8H213L212 9V12L210 11V14H209V16L210 15H215V17H210V18H212V25L210 26L211 28H212V30L210 29V27H209V31L208 30H205V32L203 33V30L204 29H202L201 28V26H202V24H201V26L197 23H195L197 26H199V29L200 30H202V33H200V31H199V33H197L198 32V27L195 25V27H197L196 29H195V27L192 29V32H193V30L194 31H196L195 32V36L194 37H196L195 38V40H196V42H195V40H190V41H192V44L194 45V43H200V41L199 42H197L199 39H203L204 40V38L206 39V41H203L202 40V42L200 43V44H202L203 42V44L205 45V47H204V45H198V49H200V47H201V49L202 48H204L205 50H207L206 52H205V54H207L206 56H205V54H204V52L200 49V50H198V49H196V47L195 46H197L196 44H195V46H193L192 45V47H191V45H190V47L191 48H195V50L194 51H197V53L199 54V57H201V55L203 54L205 57H207L208 58V61H209V59H210V61H211V58L213 57V55H215L217 52L216 51H218V50H216L217 48H220L219 49V51H221V49L223 50V51H221V53H223L224 55H220V56H222V58L221 57H219L220 59L219 60H221L222 61V59H223V61H222V63L224 64V61H225V64L227 63V64H229V66L231 65L232 66V62L236 59L237 61H238V63H240V66H245V65H247L246 63H252V65L253 64H255V65H257V67L259 68L260 67V70H263L264 68V56H263V58H262V56L261 55H264V43L263 42H261V41H264V37H263V32H264V27H263V25H259V23L257 22V20H260V19H255V20H250L248 17H247V15H245V10H246V6H243V5H245L244 4V0H243V2H241L242 0H234V1H238L239 2V5L241 6L242 5V3H243V5L241 6L242 8H243V10H241V7L239 6V11L237 12L236 11V9H235V7L238 5V2H237V4H236V2L234 3V1L233 0H228V2H227V0H218L217 1V3H216ZM251 1V0H250ZM258 1H260V0H252V3H253V5H256V2H258ZM53 2H54V0H53ZM86 2H87V0H86ZM193 2H195V1H193ZM192 2V4H194L195 5V8H193V6L194 5H192L191 6V8H193L192 10H196V11H190V13L191 12H194L195 13V17H194V13H193V16H192V14L190 15V16H192V17H194V18H198L200 15L198 14V13H200V11L196 8V6H197V4L196 3H193ZM219 2H221V3H219ZM255 2V3H254ZM262 2V3H261ZM261 2H258L257 4L259 5V7L263 10L264 9V0L262 1L261 0ZM219 3V4H218ZM226 3H228V4H226ZM229 3H230V5H229ZM233 3V4H232ZM261 3V4H260ZM225 4V5H224ZM226 5H227V7H228V5L230 6L229 8H227L226 7ZM233 5V6H232ZM234 5H235V7H234ZM258 5H256V6H258ZM261 5H263L262 7H261ZM224 7H226L225 9H224ZM231 7H233V8H231ZM257 8V7H256ZM260 8L258 9L257 8V11H258V13H259V10H260ZM8 8H7V5H6V3L3 1L2 2V0H0V42L1 41H3L4 39H6L7 37V39H6V42L5 43H2L1 45H0V49H1V53L3 54H1L0 53V64L2 63L3 64V66H1L3 69L4 68H6L7 70H5L6 71V73H5V75L4 76H7V78L6 77H4L3 79L5 80L4 82L5 83H7L8 85H7V87L8 88H6V89H0V178H1V180H0V187H2V188H0V264H53L54 262V264H56V262L57 261H55V259H56V257H57V259L59 258H62V257H59V256H61V255H57V256H55L54 254H57V253H52L53 255V257H55V259L53 260V257L52 256H50V258H49V253H51V252H49V251H51L52 249H53V245H52V247H50V245L51 244H48L47 245V243L45 242V240H44V238L42 239V237H39L40 236V234L42 235V234H45V233H43V232H45L46 231V233H48V235H49V232H50V235H53L54 233V237H55V235L56 234H59V237L58 238H60L61 236H62V239H64V241L65 242H68L69 240H72L73 238V236H74V233L73 232H75L76 230V228H77V225H76V223H75V216H74V214H72L73 213V207L69 204V203H67L68 201H66L67 199H66V190L68 189V187L70 186V184H68L67 183V179H70L71 177H72V175H74V171H75V169H76V167L74 166L75 164V162L73 161L74 159H72V158H74V151L73 150H71L70 149V146L72 145V143L73 142H70V144H69V142H68V140L70 141V139H68V138H70L68 135L69 134H66V131L67 130H69V126H67L68 127V129L66 130L65 128V130L62 132L61 131V134L63 135L64 133L66 134V135H63V136H61V134H60V132L58 133L57 132V130L55 131L54 129L56 128V125L58 124V122H57V124L55 123V121H58V119L56 120L55 118H59V116H58V114L57 113H55V114H57L56 116H55V114H53L52 115V113L49 115V123H50V125L49 126H44V125H42L41 124V121L42 120H44L43 118H41L40 119V114H39V109L40 108H45L46 110H47V112H49V109L48 108H50L51 109V105H52V100H51V98H50V94L52 93V91H53V89H52V85H51V83H48L47 82V79H45L46 78V76H45V74L42 72V71H40L39 70V72L37 73V71L34 69V68H32L33 66H31V64L29 63L30 62V54H29V52H28V50H27V48H26V46L24 45V43L22 42V40L21 39H19L20 37L17 35V33L15 32V31H13L12 29H10L11 27H10V25L7 23L8 21L7 20H5V16H6V12L8 11L7 10ZM221 9V10H220ZM223 9H224V13L222 12L223 11ZM226 9H228L227 11H226ZM230 9V10H229ZM234 10V12H232L231 10ZM6 10V11H5ZM216 10V11H215ZM53 11V15L51 14V16L52 17H56V11H54V10H52ZM51 11V12H52ZM198 11V12H197ZM217 12V13H215V12ZM221 11V12H220ZM230 11V12H229ZM242 11V12H241ZM219 12V13H218ZM261 12H264V10L263 11H260V14L262 15H260L261 17H263V14L261 13ZM189 13V14H190ZM211 13H213V14H211ZM229 13V14H228ZM231 13H233V14H231ZM239 13V14H238ZM240 13H242V15L244 14L245 16H242ZM56 14V15H55ZM89 14V13H88ZM216 14H217V16H219L218 18H217V16H216ZM219 14V15H218ZM225 14L227 15V16H225ZM2 15V16H1ZM196 15H198V16H196ZM213 15V16H214ZM224 15V16H223ZM237 15H239V16H237ZM83 16V15H82ZM87 16V15H86ZM221 16H222V18H221ZM233 16H234V18H233ZM192 17H191V19H192ZM227 18V20H226V18ZM228 17H229V19H228ZM233 18V19H231V18ZM83 18V17H82ZM91 17H89L88 18V16H87V18L86 19H89V22H88V20H86L90 25L88 26V23H86V22H83L82 20H84V18L83 19H79L80 21H82V22H80L81 24L82 23H86L85 25H83V26H88V27H91L92 25H91V21H92V18L90 19ZM179 18L180 17H177V19L179 20ZM216 19V20H214V21H216V22H214L213 21V19ZM221 18V19H220ZM225 18V19H224ZM241 18H243V19H241ZM245 19V20H244ZM247 19V20H246ZM249 19V20H248ZM79 20H76V23H77V21H79ZM244 20V21H243ZM264 21V19H261V21ZM193 21H196L195 19H193ZM221 21V22H220ZM223 21V22H222ZM227 21V22H226ZM228 21H229V24H228ZM231 21V22H230ZM247 21H249L248 23L250 24V22H253L252 24L256 27L257 25H259L260 27H261V29H262V34L259 36V34H257V36L259 37V40L256 38H254L253 36H251V34H249V29H248V27H247ZM217 22H219V23H217ZM260 22V21H259ZM6 23V24H5ZM79 23V24H80ZM214 23H215V26H214ZM225 23V24H224ZM257 23V24H256ZM261 23V22H260ZM8 24V25H7ZM78 23H77V25L75 26L76 28H80V30H82L81 32H84L87 28H85L84 27V29L85 30H83V26L81 27V24H80V26H78L79 25ZM217 24H218V26H217ZM222 24V25H221ZM233 24H234V26H233ZM240 24L243 26V27H241L240 26ZM193 25V26H194ZM231 25V26H230ZM245 25V26H244ZM4 26V27H3ZM213 26V27H212ZM221 26L223 27V28H221ZM229 26H230V28H229ZM232 26H233V28H232ZM8 27V28H7ZM216 27V29H214ZM218 27V28H217ZM219 27L221 28V29H219ZM225 27L227 28V29H225ZM239 27H240V29H239ZM263 27V28H262ZM78 28V29H79ZM94 29V27L92 26L91 27V30H89L90 28H88L83 34H84V36H86V35H90V34H92V36H88L89 38L88 39H90L91 37H96V35H97V39L96 38H94L95 39V41L96 40H98V39H100V37L101 36H99L98 37V34L99 35H101V34H103V32L101 33V31H103L104 29H103V27L102 28H97V29H99V30H101V31H99V30H97V29H95L94 31L96 32V33H94V31H92L93 29ZM198 29V30H197ZM218 29V30H217ZM225 29V30H224ZM243 29V30H242ZM245 29H246V31H245ZM12 30V31H11ZM88 30H89V34H88ZM211 30V31H210ZM216 30V31H215ZM237 30H239V31H237ZM5 31H7L8 33H6ZM98 31V32H97ZM208 31V33H206ZM214 31V32H213ZM232 31H236V33H235V37H234V32H232ZM3 32V33H2ZM218 32V33H217ZM219 32H221L222 34V36L221 37H219L220 36V33ZM239 32V33H238ZM246 32H248V33H246ZM85 33H86V35H85ZM101 33V34H100ZM194 33V32H193ZM206 33V34H205ZM214 33V34H213ZM227 33V34H226ZM251 33V32H250ZM6 34V35H5ZM82 34V33H81ZM82 34V35H83ZM94 34H96L95 36H93ZM199 34V35H198ZM218 36H217V35ZM8 35V36H7ZM17 35V36H16ZM112 35V34H111ZM146 35V40L148 39V36L147 35H150L148 32L145 34ZM200 35H204V38H202ZM210 35V36H209ZM212 35V36H211ZM250 35V36H249ZM256 35V34H255ZM254 35V36H255ZM4 36V37H3ZM5 36H7V37H5ZM44 36V35H43ZM224 36V37H223ZM226 36V37H225ZM248 36V37H247ZM16 37V38H15ZM87 37V36H86ZM116 37V36H115ZM119 37V36H118ZM118 37H116V39H118V41L119 40H122V42L121 41H119L118 43H120V45H122L123 46V43L125 42L122 38H118ZM201 37V38H200ZM250 37V38H249ZM253 37V38H252ZM1 38H3V39H1ZM114 38V37H113ZM211 38V39H210ZM212 38H213V40H212ZM225 38V40L227 41V43H223V42H225V40H223ZM241 38H243V39H241ZM248 39V40H246V39ZM252 38V39H251ZM261 38L263 39V40H261ZM10 39V40H9ZM116 39H112L111 38V40L109 41V42H107V41H105L104 43H103V41L104 40H102V42L100 41V40H98L99 42H97L96 44H94V40L92 39V40H88V41H86L85 40V42L87 43V45H88V47L89 46H91V47H93V48H91L90 47V49L93 51H95L96 53L97 52H103L102 54H104V55H101V53H99V54H97V58H99V56L101 55V64H100V70H99V63H100V58H99V60L98 59H96V58H94V59H96V60H98V62H96L97 63V71H96V73L97 72H105L106 70H104L103 69V71H101V68L103 67V68H106L107 66H108V68H109V66H110V69L108 70V73H104V74H102L101 73V76H103V75H106V76H104V77H108L110 74V72H112V73H114V76H115V78H114V76H112L111 75V77L113 78L112 80H114V82H120L121 81V86H123L124 85V89H125V87H127L123 82H122V80L124 81L125 79H126V77L125 76H127V78H129V80L128 79H126L127 80V83H129V81L130 82H132L130 79L132 78V76H133V74H135V72H137V74L136 75H139L138 77H140L139 78V81H142L143 83L142 84H144L143 86L145 87H147V89L150 91V87H151V89L153 88V90H151V92H148V90L145 88V90L144 89H141L142 90V92H144V98H150L149 96H147V94L149 95V94H151V93H154L153 95L151 94L150 96L152 97V99H153V101L151 102V107H152V109L155 111V110H157V111H159L160 109V111H163V107L162 106H164V104H166V103H164L166 100V102H167V104H169V101H170V99H171V94H170V92H168V91H165L164 90V84H166L167 85V83L169 82V78H167V76L169 75L168 74V72L167 71H169L168 69H165L164 67L166 66V65H168V68H169V62H170V60H169V58H168V60H169V62L167 61H165V60H163L162 59V62L165 64V62H166V64L164 65V64H159L160 63V61H159V59L158 60H156L155 61V65H154V63L152 62V61H149L150 63L149 64H151L150 66L151 67H149L151 70H153V71H151L150 69H148V67L145 65H143V64H141L142 63V61L140 62L139 60H141V56L139 55L138 56V54L136 53V59L135 58H133L134 57V55H133V53H134V51H132V53H131V51L130 52H127L129 49H130V47H128V44L127 45H125L126 47L125 48H123L122 46V48L123 49H125V50H127V51H124L123 49H121V47H120V51L121 52H117V50L119 51V44L116 42L117 40ZM255 39V40H254ZM114 40V41H113ZM116 40V41H115ZM146 40H144L143 42V44H144V47H145V50H144V52L146 53V57L149 55L148 54V51H149V41L147 42ZM218 42H217V41ZM230 40V41H229ZM242 40V41H241ZM253 40V41H252ZM90 41H93V42H90ZM124 41V42H123ZM190 41H189V44H190ZM194 41V42H193ZM210 41V42H209ZM213 41H215L214 43L216 44V46H218V47H216V48H213L214 46L212 45V43H213ZM222 41V42H221ZM231 41H232V43H231ZM255 41V42H254ZM90 42V43H89ZM107 42V43H106ZM112 42V43H111ZM114 42H115V45H116V47H117V45H119L117 48H115V45H114ZM238 42V43H237ZM247 42V43H246ZM256 42H257V44H258V47H257V44H256ZM260 42V43H259ZM8 43H9V45H8ZM47 43V42H46ZM93 43V44H92ZM99 43V44H98ZM109 43V44H108ZM211 44V45H209V44ZM217 43H219V44H221V45H217ZM236 43V44H235ZM252 43V44H251ZM263 43V44H262ZM7 44V45H6ZM49 44H51V43H49L48 42V45ZM101 44V45H100ZM103 44V45H102ZM107 45V46H105V45ZM111 44V46H109ZM125 44V43H124ZM231 44V45H230ZM238 44V47L236 46ZM245 44V45H244ZM250 44H251V46H250ZM2 45H4V46H2ZM44 45H47V44H44ZM113 45V46H112ZM225 45L227 46V47H225ZM233 45V46H232ZM247 45V46H246ZM254 47H253V46ZM256 45V46H255ZM263 47H262V46ZM51 46H54L53 44H51ZM96 46V47H95ZM98 46V47H97ZM108 46H109V48H108ZM213 46V47H212ZM235 46V47H234ZM4 47H5V49H4ZM47 47V46H46ZM45 47V50L46 49H52L53 47H50V46H48L49 48H46ZM103 47V48H102ZM129 49H128V48ZM234 47V48H233ZM262 49H261V48ZM97 48V49H96ZM101 48V49H100ZM127 48V49H126ZM193 48V49H194ZM226 48H227V50H226ZM249 48V49H248ZM106 49V50H105ZM113 49H115V50H113ZM203 49V50H204ZM209 49H211V50H209ZM215 49V50H214ZM231 49H235L234 51H235V55H234V51H232ZM247 51H246V50ZM3 50H5V51H3ZM26 50V51H25ZM204 50V51H205ZM229 50H231V51H229ZM240 51L239 53H238V51ZM255 52H257V53H255ZM93 51V52H94ZM104 51H106V53L104 52ZM122 51H123V53H125V55H124V57H127L128 55H129V53L130 54H132L133 56H131V55H129L128 57H132V59L130 58L129 59V62L127 61V64L129 63V65L131 66V63H130V60H133L134 62H136V71L132 74L131 72H133V71H130V73L128 72L129 70L128 69H131V67H129V66H127V64L125 63V60H127V58H125V60H124V63H125V65H124V63H123V60H122V58H124L123 57V55H122ZM200 51H202V52H200ZM210 51L212 52V53H210ZM218 51V52H219ZM229 51V52H228ZM236 51H237V54H236ZM244 53H243V52ZM251 51H253L252 52V54L250 53ZM258 51H260V52H258ZM261 51H263V52H261ZM45 52H47V50L45 51ZM127 52V53H126ZM208 52V53H207ZM214 52V53H213ZM216 52V53H215ZM247 52L249 53V54H247ZM49 53V52H48ZM96 53H94V54H96ZM190 53L191 54H193L194 52H193V50L192 51H190ZM197 53H195L194 55H192V56H194L195 58H196V56H197ZM220 53V52H219ZM243 53V54H242ZM246 53V54H245ZM259 53V54H258ZM35 54V53H34ZM47 54V53H46ZM119 54V55H118ZM121 54V55H120ZM141 54V53H140ZM201 54V55H200ZM210 54H212V55H210ZM225 54H227V55H225ZM243 55V56H241V55ZM256 54H258L257 56H256V58H254L255 57V55ZM35 55H37V54H35ZM34 55V57H37V56H39V55H41V54H38L37 56H35ZM99 55V56H98ZM107 55V56H106ZM127 55V56H126ZM203 55H202V57H203ZM209 55V56H208ZM228 55H231L230 57H232L231 59H230V57L228 56ZM233 55V56H232ZM252 55V56H251ZM5 56V57H4ZM48 56V54L46 55V57ZM50 56V55H49ZM49 56L47 57V58H49ZM96 56V55H95ZM116 56V57H115ZM119 56V57H118ZM121 56H122V58H121ZM235 56V57H234ZM254 56V57H253ZM137 57H139V60L137 59ZM194 57L192 58V59H194ZM199 57H197L196 59L198 60V58ZM243 57V58H242ZM247 57V58H246ZM251 57V58H250ZM252 57H253V59H252ZM5 58V59H4ZM226 58V59H225ZM229 58V59H228ZM234 58V59H233ZM258 58V59H257ZM13 59V60H12ZM43 59L45 60V56L43 57ZM196 59L194 60V61H196ZM245 59H247V60H245ZM252 59V60H251ZM260 59V60H259ZM263 59V60H262ZM4 60V61H3ZM14 62V60H19V62L23 65V67L25 68V73L27 74V75H29L28 77L30 78V79H32L31 81H32V83L34 84V86L36 85V83H40L39 85L37 84L36 85V87L38 86V89H36V90H38V91H36V93H37V99L39 100L38 101V104L39 105H36L35 104V102H34V98H33V94H29V93H32V92H30L31 91V89H30V87H29V84H27L26 83V81L24 82V79L23 78H21V75L19 74L18 75V72L16 71V70H13L12 68H13V66H11V65H13L14 63H12V61ZM96 60H94L93 62H95ZM199 60H200V58H199ZM199 60H198V62L196 61L195 63H193V60L191 61L190 60V62H188V68L190 69L191 67V65H192V69H191V71L192 72H194V70L196 69V67H197V69L201 66L199 63L201 62H199ZM201 60H202V58H201ZM204 60H206V58H204ZM228 60V61H227ZM233 60V61H232ZM243 60V61H242ZM249 60H250V62H249ZM3 61V62H2ZM48 60H46V62H47ZM121 61V62H120ZM139 61V62H138ZM221 61H219V63H221ZM7 62H10V63H7ZM93 62H91V63H93ZM119 62V63H118ZM152 62V63H151ZM159 62V63H158ZM192 62V63H191ZM260 62H262V63H260ZM7 63V64H6ZM96 63H93V64H96ZM103 63V64H102ZM105 63V64H104ZM109 63V65H107ZM110 63H111V65H110ZM117 64V66H115V67H117L116 68V70L117 71H115V70H113L112 71V69L113 68H115L114 66H113V68H111V66H112V64ZM157 63V64H156ZM221 63V64H222ZM243 63V64H242ZM1 64V65H2ZM9 64V65H8ZM120 64V66H118ZM191 64V65H190ZM197 64V65H196ZM201 64H202V62H201ZM222 64V66H224L223 67V70H224V72H226V71H228L229 70V68L227 69L226 68V66H225V64L223 65ZM260 64V65H259ZM103 65H105V67L103 66ZM143 65V66H142ZM158 65H161L162 67L161 68H159L160 66H158ZM164 65V66H163ZM234 65V64H233ZM254 65V66H255ZM262 65V66H261ZM11 66V67H10ZM81 66V65H80ZM127 66V67H126ZM149 66V65H148ZM230 66V70L229 71H231L232 69L234 70L235 68L232 66L231 67ZM253 66V67H254ZM9 67V68H8ZM79 67V65L77 66V68ZM94 67H95V70H96V65H94ZM94 67H93V69L91 68V67H89V69H87V70H85V71H87L90 75H92V77L93 78H95L96 77V79H93V80H96L97 81V83L95 82V81H92V80H90V78H89V80H88V78L86 79L87 81H86V83H89V81L91 82L92 81V84L93 85H96L97 84V86H96V88L98 89V87L101 85V84H99V80H97V76H98V79H100V77L101 76H99V74L100 73H98L97 74V76H93V73L95 72V70H94ZM126 67V68H125ZM194 67V68H193ZM257 67H255V68H257ZM32 70V71H29L30 69ZM107 68V69H108ZM164 69V70H162V71H159V69L161 70V69ZM166 68H167V66H166ZM225 68V69H224ZM262 68V69H261ZM12 71L11 73H10V71ZM78 69H80V67L78 68ZM86 69V68H85ZM133 69V68H132ZM196 69V70H197ZM211 69V68H210ZM227 69V70H226ZM93 70H94V72H93ZM99 70V71H98ZM111 70V71H110ZM122 70V71H121ZM233 70L231 71V74H229L228 72H226V73H224L223 71V73L222 74H224V76H226L225 74H229L227 77H229V76H231V78H232V75H233ZM14 71H16V72H14ZM35 71H36V73H35ZM78 71H80V70H75V72L73 73V75H72V78H71V80L73 79V83L71 82H69L70 84H69V86H70V88H72L73 90V92L71 91V89L69 88V86L67 85V92H69V93H74V91L75 92H77V86L76 85H80V83L82 82V81H84V85H82L83 87L84 86H86L87 85V87L89 88V85H91V83H89V84H86L85 83V79L83 78V80L81 79L82 77H85V76H88V73H80L79 72V74H78ZM92 71V72H91ZM166 73H165V72ZM187 71H188V69H187ZM191 71H188V72H191ZM209 71H211V70H209ZM213 71V70H212ZM28 72V73H27ZM31 72V74H29ZM40 72H42L41 74H40ZM81 72H83V70H81ZM116 72H117V74H116ZM152 72V73H151ZM162 72H164L165 73V75L162 73ZM214 72V71H213ZM15 73V74H14ZM35 73V74H34ZM92 73V74H91ZM96 73H94V75L96 74ZM196 73V71L194 72V74ZM200 74L201 75V73H205L204 71L203 72H198V70H197V73L196 74ZM211 73V72H210ZM253 73V72H252ZM32 74H34V75H32ZM40 74V75H39ZM83 74V75H82ZM109 74V75H108ZM160 74H163L164 76H166V77H164L163 75H160ZM198 74V75H199ZM261 76L259 77V78H261V80L262 79H264L263 77H264V70L261 72ZM44 76V78H43V76ZM75 75V76H74ZM76 75H77V77H81L80 79H81V81H79V78H76ZM82 75V76H81ZM85 75V76H84ZM89 75V76H90ZM116 75H118V76H116ZM132 75V76H131ZM203 75V74H202ZM217 75V74H216ZM253 75V74H252ZM31 76H32V78H31ZM33 76H35V77H33ZM37 76V77H36ZM88 76V77H89ZM130 76V77H129ZM215 76V75H214ZM23 77V76H22ZM78 80V81H76L75 80V82L76 83H74V79L75 78ZM91 77V76H90ZM111 77H108V78H110L111 79ZM120 77V78H119ZM159 77V78H158ZM169 77V76H168ZM234 77H236V76H233V78H232V80H235V79H237V77L236 78H234ZM118 78V79H117ZM121 78H125V79H122L121 80ZM231 78L229 77V79L231 80ZM21 79H23V80H21ZM36 81H35V80ZM92 79V78H91ZM115 79H117V80H115ZM144 79V80H143ZM111 80V81H112ZM120 80V81H119ZM23 81V82H22ZM236 81V80H235ZM77 82H80V83H77ZM158 82V83H157ZM262 82L264 83V80H262ZM24 83H26V84H24ZM101 83V82H100ZM123 83V84H122ZM141 83V82H140ZM44 84V85H43ZM75 84V86L73 87V85ZM82 84H83V82H82ZM86 84V85H85ZM130 84V83H129ZM149 84V85H148ZM156 84H158L157 86H159L158 87V89L159 88H162V89H159V90H156V91H154V89H157L156 88ZM162 86H160V85ZM187 84V83H186ZM93 85H92V87H93ZM99 85V86H98ZM108 85V84H107ZM128 85V84H127ZM43 86V87H42ZM130 86V85H129ZM141 87V88H144V87ZM27 87H29V88H27ZM39 87H41V88H39ZM81 88V86H80V92H81V90H82V92L86 95V92H87V94L88 95H86V96H83L82 97V95H83V93L81 94V93H78L77 95H76V97L75 98H78L77 96H79V97H82V98H84V101H86V97L87 96H89V92H90V94L92 93L93 95H94V92H95V94H97L98 92H99V89L97 90V91H95V89H93L91 86V88L93 89L92 91L89 89L88 91H86V90H84V88ZM101 87H102V85H101ZM187 87V86H186ZM86 88V87H85ZM100 88V87H99ZM104 88V87H103ZM128 88V87H127ZM27 89V90H26ZM41 89V90H40ZM44 89H45V92H46V96L47 95H49V96H44L45 95V93L43 92L44 91ZM75 89V90H74ZM101 89V88H100ZM30 90V91H29ZM71 92H70V91ZM102 90V89H101ZM100 90V91H101ZM144 90V91H143ZM160 90H161V92H160ZM163 90V91H162ZM4 91V92H3ZM40 91V92H39ZM86 91V92H85ZM94 91V92H93ZM153 91V92H152ZM158 91V92H157ZM41 92L44 94H41ZM78 92H79V90H78ZM145 92L147 93V94H145ZM163 92V93H162ZM48 93V94H47ZM101 92H99V94H100ZM126 94V97H125V94ZM123 94H121L120 95V97H123V101L124 102H126V100L129 102L128 104H130V102H132V99L131 98H129L130 96H131V94L130 93H128V91H125ZM39 94H41V98H40V95ZM80 94H81V96H80ZM99 94H97L95 97L94 96H89L90 97V99L89 100H92L91 98H94L92 101H89V103L91 104V105H93V102L96 104V102H98L96 99V97L97 96H99ZM128 94H130V96L128 95ZM164 94V95H163ZM32 97H31V96ZM162 95V96H161ZM168 95V96H167ZM68 96H70L69 94H68ZM167 96V97H166ZM10 97V98H9ZM48 97H49V100H48ZM132 97V96H131ZM161 97L163 98L162 100H161ZM166 98V100H165V98ZM191 97V99L193 98L192 96H190ZM31 98H33V99H31ZM86 98V99H85ZM125 98V99H124ZM133 98V97H132ZM12 99V100H11ZM131 99V101H129V100ZM151 99V98H150ZM33 100V101H32ZM48 100V101H47ZM80 100V99H79ZM78 100V102L77 103H79L80 104V106L82 107V105L84 106L85 104V106L87 107V106H90V107H92L90 110L92 111V113L93 112H95V114L97 113V110L99 109V108H101L102 107V109H99V110H101L100 111V113L101 114H103L104 113V111L105 110H103V108H105V107H103V106H100V105H102L103 103L101 102V103H98L99 104V106L97 105V106H95L94 108H97V107H99L98 109H93V106H91L90 104L89 105H87L88 103H86V102H88V101H86V102H84V104L83 103H81L82 101L80 100L79 101ZM83 100V99H82ZM95 100V101H94ZM164 100V104L162 105V101ZM231 99H229V101H225L224 102V104L226 103V105L227 104H229L228 106H230V108L228 107V106H226L225 108H227L228 107V109H230V110H227V109H223V111H224V113H227V111H229L228 113L229 114H231V113H233V112H231V110L232 111H234L233 109L234 108H232L233 106H234V103H233V101L235 102L236 101V99H233V101L231 102L230 101ZM218 100L217 99H215L214 100V106L216 107V106H218L219 105V101L217 102ZM15 104H13V103ZM41 102V103H40ZM49 102V103H48ZM230 102H231V104L232 105H230ZM236 102H238V101H236ZM236 102H235V105H236ZM34 105H33V104ZM44 103H46V104H44ZM48 103V104H47ZM51 103V104H50ZM74 103H76V102H74ZM74 103L72 104V107H73V105H74ZM127 103V102H126ZM133 103V102H132ZM218 103V104H217ZM11 104H13V105H11ZM43 106H42V105ZM50 104V105H49ZM78 104V105H79ZM166 104V105H167ZM223 104V105H224ZM32 105V106H31ZM46 105V106H45ZM77 105V106H78ZM162 105V106H161ZM166 105L164 106L165 108H166ZM35 106H37V107H35ZM41 106V107H40ZM49 106V107H48ZM80 106H78L77 108H79L78 110H76L75 109V111H73V113L75 112V114L76 113H78V111H80V110H82L81 109V107ZM85 106H84V108H85ZM238 106V104L236 105V106H234V107H237ZM76 107V106H75ZM75 107H73V108H75ZM89 107V108H90ZM155 107V108H154ZM15 108V109H14ZM84 108H83V111L85 112H90V110L88 109V111H87V109L86 110H84ZM88 108V107H87ZM223 108H224V106H223ZM232 108V109H231ZM239 108V107H238ZM12 109V110H11ZM37 109H38V111H37ZM240 109V108H239ZM74 110V109H73ZM93 110H95V111H93ZM18 111V112H17ZM21 112V114H19L20 112ZM77 111V112H76ZM231 112V113H230ZM31 113V114H30ZM91 112H90V114H92ZM99 113V111H98V115H101ZM105 113H107V111H105ZM225 114V115H229V114ZM21 116V117H18L19 115ZM25 114V115H24ZM39 116H38V115ZM86 115H88L87 116V118L88 117H90V115L88 114V113H85ZM74 115V114H73ZM77 115V114H76ZM94 115V114H93ZM93 115H92V117H93ZM136 115V116H135ZM132 118H131V121H132V123H134L135 125H138V129H137V131H136V141H137V147L135 146L134 147V150H133V152H135V156L136 157H138L137 155H139L140 157H138L137 159H136V157H135V160H137V162H139V164L138 165H141V164H143L144 166H149L148 164L146 165L144 162H146V161H144L145 159H147V162L146 163H149L150 162V160H152L150 163H153V164H151V165H156L155 166V168H157V166L159 167V165L161 164L162 165V163H168L169 162V160H170V155H173L172 156V158H173V160H174V158H176V154H177V149H178V144H177V142H176V140H175V138H174V136H171L170 137V135H172L171 133H173L172 132V128L170 127V125H169V123H168V126H164V127H162V128H157L158 126L157 125H154V129H155V133H156V137L158 136V138H156V140L158 141V143H159V138H161V140L160 141H162V142H164L163 143V146H164V148H166L165 150H170V152H171V154H169L170 152L169 151H167L166 152V154H164L165 152H159V154L160 153H162V154H158V152L157 151H155L156 153H157V155L155 156V152L154 151H151V152H153V153H155L154 154V157H153V155L152 154H149V152H150V150H149V148L151 149V150H153V149H155V147H158L157 146V144H156V146L155 147H153V148H151V145H150V147L147 145V143L146 142H148V141H146L147 139H148V136H147V126H146V122H144L145 121V119L144 118H142V116L141 115H138V114H135ZM26 116V117H25ZM37 116V117H36ZM52 116V117H51ZM54 116V117H53ZM116 116H118V115H116ZM85 117V116H84ZM92 117H90V119H92ZM96 117H99V116H97L96 115ZM20 118V119H19ZM35 118V119H34ZM50 118H51V120H50ZM86 117L84 118V119H87ZM113 118H114V116H113ZM24 119H26L25 120V122H24ZM89 119V118H88ZM36 120V121H35ZM31 121H33V125L31 126V128H33V127H35L34 129H32L33 131H35V132H37L38 134H40V135H38L37 134V136H38V141H36L35 142V144H31V139H30V136H29V134L27 133V132H25V131H22L20 128H21V126H26V124H28V123H30ZM95 121H96V119H95ZM105 121V120H104ZM107 122H108V120H106ZM111 121V122H110ZM109 121V123H110V125H108V123L106 122L105 124L106 125H103V126H107L108 125V127H104L105 129H107L108 131H106L104 128H103V126L101 127L102 128V133L100 134V137L102 136V134H103V139L101 138L100 139V137L98 138V139H100V144H95L94 145V143H98V141H96V140H98V139H96L97 137H96V135H93L94 136V138H90V135L88 136V137H86L85 136V139L88 141V139L87 138H89V140L91 141V143L88 141H86L85 140V142H87V143H89V144H93V146H92V148L89 146V147H87V143L85 144L84 143V141H83V143L85 144L84 145V147H87L88 149L90 148V151L88 150L87 151V148H84L83 147V149L84 150H86V152L88 153L89 152V154L90 153H93V151H95L94 153H95V155H94V153L91 155L90 154V156H89V154L88 155H86V156H89L88 158L89 159H91V161H90V164H92V165H89V164H87L88 165V168H89V171L91 172V171H93V173L92 174H95L96 173V176H97V173L99 174V175H101V173L103 174V176H105L106 175V177H104L105 178V180H103L104 178H103V176L101 175V176H99V177H94V182L95 183H97L96 184V188H100L101 186H106L105 187V189L103 188V187H101L99 190L101 191L102 189H104L105 191H102V195H104V197L106 196V193H109L110 191V193L109 194H107V196L109 195H113L112 197H109V198H112V200L114 199L115 201L118 199V198H116L117 196H121V193H122V191H120V190H123V193H122V196L124 195L125 196V199L127 198L128 199V197H129V195L128 194H130V196L132 197H129V199H131V201L129 200V202H126V201H128L127 199H126V201H124L125 203L123 204V206H122V204L120 203L119 205H121L123 208H131L132 209V207L130 206V207H128L129 206V204L130 205H133L134 204V202L136 201L134 198H141V200L139 199V201H138V199H137V202H135V203H137V204H134V205H137V206H135V210H136V212L135 213H139V215L141 214V215H145V216H139L138 214V216L137 217H142V218H140L142 221L144 220V224H145V226H143V223H142V221L139 219V218H137V217H135V216H133L132 214L134 213V211L133 210H131V211H133L132 213H130V215L131 216H133V217H131L130 215H129V217H130V219H129V217L127 218V216L125 217L126 219H123V216H122V214H120L121 213V211L123 212H125V211H127L128 209L126 208L125 210H123V208H121V207H115L114 209H116V208H118V209H116V210H114V209H112L114 206H117L118 205V203L116 202H112L111 201V199H110V202H112L111 204H112V206L109 204V203H105V202H107V201H105V202H103V205L102 206H107V205H109V207L107 208V207H105V209H100V210H102V212L103 211H108V209L110 208L111 210H114L115 211V214H114V212L112 211V213H111V215H113L112 217L115 219V220H119V216L118 215H116V212H118L119 211V215H121V218L123 219V221L122 222H124V220H126L124 223L126 224V222H127V224L128 223H130L129 221L131 220V222H132V220H133V222H134V224H135V226H133V228L135 227V229H136V231H135V233H134V231H133V233L131 232V229H130V231H129V229H128V233L127 234H129L130 233V235L128 236V237H130V236H132V237H130L131 238V240H132V246L131 247H129L128 245H131V244H128V245H122L121 244V242H120V244L122 245V247L124 246L125 248H126V246H127V248L126 249H130V248H132V249H130V250H128V251H126L125 249H123L121 246H120V248H122V249H119V243L118 244H116L115 245V243H114V245L111 243V241L110 240H107V239H111L109 236L110 235H108V236H106L105 238H106V240L105 241H110L109 242V244L111 243L112 244V246L111 247H116L117 248V245H118V249H116V250H118L119 252H117V254H116V260H118V257H120L121 256V254H120V256H118L119 255V253H121V251H123L124 253H122V258L124 257V255L126 256V257H124L123 259L125 260V263L126 264H160L161 263V261L160 260H163L162 258H166V255H167V258L165 259V261L168 259V258H172V256H173V254H174V248H173V246H175V244H174V242H175V240H176V238H175V233H176V223L175 222H172L171 223V221H169V224L171 223L172 224V227H170L169 226V224H168V216H167V214H166V205H167V201H168V195L170 194L171 195V193H172V190H170V188H172V189H174V191H173V193H172V195H171V197L173 196V198H174V203H175V201L177 200L176 198H177V195H176V192L178 193L179 191H180V193H181V195H183V196H181V197H183V198H179L178 197V200L176 201V203H178V205H179V209L180 210H182V214H184L185 213V216L187 217L186 219L188 220V222H190L189 220H191V222L190 223H193L194 222V220H196V218L197 217H194L195 215H193L192 214V212H191V202L189 201L190 200V196H187V199H185L186 198V186H187V183L185 182V181H183V180H181V181H179L178 179L179 178H177V177H179V175H176V177H174L175 176V174L178 172V171H176V173H174L173 174V172H175L174 171V169L171 171V170H169V171H167L166 169H165V167L164 166H160V168H158V169H155L154 168V166H150L151 168H152V170L153 169H155L156 170V174H154V180H153V173H155V170H153L152 172L150 171V167L148 168L149 169V171L151 172V174L147 171L146 172V174L145 173H143L144 172V170L146 171V169L144 168V170H143V174L145 175V176H141V178H142V180H151V181H157L156 179H158L159 181H157L155 184L152 182V184H154L155 185V187H152V186H154V185H152V184H148V180H147V182L145 181H139V179H138V181H137V179L135 180V176H134V169H132V168H129V164L131 165V161L129 162V163H124V161H123V155H125V152H124V149H125V144H128L129 145V142L128 143H126V141H124V138L121 136V135H118V133L120 134V132H117V131H119L120 130V128H119V126L117 125V124H115L114 123V121L113 120H110ZM232 121V120H231ZM43 122V121H42ZM53 122V123H52ZM71 122V121H70ZM85 122V121H84ZM87 122V121H86ZM92 122L93 123H95L94 125L96 126V127H99L100 125H99V122L97 121V123L96 122H94V120L92 119ZM92 122H91V125H93L92 124ZM103 122V121H102ZM101 122V123H102ZM248 122H251V120L249 119H247V125H248ZM25 125H24V124ZM72 123V122H71ZM111 123H113L112 125H111ZM232 123L235 125V123L232 121ZM232 123H229L230 125L232 124ZM52 124H54V125H52ZM56 124V125H55ZM86 124V123H85ZM99 125V126H97V125ZM115 124V126L117 125L118 126V128L119 129H113V128H115V127H112L113 125ZM233 124L231 125V126H225L224 124H220L219 123V125L217 124H215L214 126H216V128H217V126H219V128H217V130L216 129H211L210 131L209 130H207V133H206V130H203L202 131V133L201 134H203V132H204V134H205V137L208 139L209 138V140H207L206 139V141L201 145L202 147H201V149L203 150V152H208V151H211V146L213 147V148H215V149H212V150H217V151H219V154H220V158H222V160L220 159L219 161H218V165L220 164V162H221V166L219 165H217V167L215 168V169H211V168H209V167H207L202 161V159H200L199 161L201 162H199L200 164H201V166H199L200 164L197 162V165H196V167H194L193 169L195 170V173L199 176V177H201L202 176V174H203V176L204 175H209V174H215V177H216V179L217 180H214V183H215V190H216V195L218 196H216L215 195V197H214V199L212 198L211 200H212V202H209V203H206V201L204 202V204H203V208H204V216H203V222H205L206 224L208 223L209 224V226H207V231H206V233H207V238L205 239V240H203V242H204V244L208 247V249H211L212 251H210V258H215V252H216V249H217V245H219L218 243H220V242H217V241H219V239L216 237V236H218L219 235V231L220 230H222V232L220 231V233L222 234V233H224V234H227V236L228 235H230V236H228L227 237V243H229L228 244V249H229V251L233 248V249H237L238 248V246L240 245V238H241V236L239 235V233H237L236 231H234V232H231L233 229L232 228H230L231 227V224L230 223H232V222H237V223H240V222H242L243 221V218H245V213H241V211L243 212L244 211V209H243V207H241L242 205H240L239 206V204H240V201L238 202V198L237 199H235V195L237 196V194H236V192L234 191V193H235V195H234V193L232 192L233 191V189H231V188H229V187H231L230 186V184H229V181H228V179H234L235 181H237L238 182V184H239V186L240 187H245V185H246V183H248L249 185H251L252 186V182H253V178H250V176H248L249 174H247V173H243V168H241V167H244V169H246V165H245V158L242 156L241 157V155H239L240 157H238V151L239 150H237V149H240V147L239 146H235V140H236V135L234 136L233 134H235V132H233L234 130H232V128H230V127H232L233 126ZM17 125V126H16ZM44 126V127H42V126ZM87 126H88V124H86ZM94 125H93V127L92 128H94V129H92V130H90V132L91 131H94L95 129H97V128H95L94 127ZM203 125L204 124H202L201 126H202V128L203 129H205V127H203ZM50 126H51V128H50ZM53 126V127H52ZM55 126V127H54ZM221 126V127H220ZM249 126V129L251 128L250 126H252V123L250 124V125H248ZM89 127H91L90 125L88 126V128ZM110 127V128H109ZM226 127V128H225ZM16 128H18V129H16ZM43 128V129H42ZM109 128V129H108ZM215 128V127H214ZM71 129V128H70ZM91 129V128H90ZM106 131H104V130ZM219 129V130H218ZM252 129H253V127H252ZM37 130V131H36ZM46 130V131H45ZM159 130V131H158ZM215 130V131H214ZM18 131V132H17ZM20 131H21V133H20ZM139 131V132H138ZM169 131V132H168ZM213 133H212V132ZM24 132H25V134H24ZM70 132V131H69ZM68 132V133H69ZM72 132V131H71ZM70 132V133H71ZM96 131H94V133H95ZM62 137H60V136H58V134ZM92 134H94L93 132H91ZM91 133H89V134H91ZM210 133H212V134H210ZM28 134V135H27ZM71 134H73V133H71ZM111 134V135H110ZM204 134H203V137H204ZM214 134H215V136H214ZM218 134V135H217ZM55 135H56V137H55ZM75 135V134H74ZM74 135H72V137H71V139H72V141H74V140H76V141H74V146H77L75 143H78V139L76 138L75 139V137H74ZM105 135V136H104ZM137 135H138V137H137ZM160 135H161V137H160ZM211 135V136H210ZM97 136H98V134H97ZM119 136H121V137H119ZM183 136V135H182ZM186 135H184V137H185ZM213 136V137H212ZM216 136H218V137H216ZM41 137V138H40ZM59 137V138H58ZM63 137H67L66 138V140L63 138ZM78 137V136H77ZM96 137V138H95ZM140 137H141V139H140ZM147 137V138H146ZM190 137V135H188L187 136V138H189ZM61 138V139H60ZM172 138H174V140L172 139ZM211 138V139H210ZM74 139V140H73ZM93 139H96V140H94L93 141ZM120 139V140H119ZM144 139V140H143ZM159 139V140H158ZM163 139V140H162ZM173 141H171V140ZM229 139V140H228ZM84 140V139H83ZM42 141H44V142H42ZM66 141L68 142V143H66ZM96 141V142H95ZM124 141V142H123ZM187 141H189V139H187ZM209 141V142H208ZM48 142V143H47ZM29 143V144H28ZM141 143H143V144H141ZM149 143V142H148ZM173 143V144H172ZM48 146H47V145ZM146 144V145H145ZM206 144V145H205ZM31 147H30V146ZM41 145L43 146H47L48 148H49V150H51V155H50V157H49V160L52 162V165L47 169V170H42V168H41V161L39 160V158L36 156V152H37V149H39L40 147H41ZM97 145H98V147H99V149L101 148L102 149V151H104L103 153H107L106 155L104 154V157H103V161L101 160L102 158V156H103V153H102V151H101V149L99 150L98 149V147H97ZM120 145V146H119ZM121 145H122V147H121ZM140 145V146H139ZM208 145V146H207ZM38 146V147H37ZM68 146V147H67ZM94 146L96 147V149L94 148ZM153 146V145H152ZM178 146V147H177ZM233 146V147H232ZM37 147V148H36ZM72 147V146H71ZM127 147V146H126ZM28 148V149H27ZM32 148H33V150H32ZM94 148V149H93ZM135 148H137V149H135ZM233 148V149H232ZM235 148V149H234ZM75 149H76V147H75ZM81 149V148H80ZM123 149V150H122ZM93 150V151H92ZM120 150V151H119ZM156 150H157V148H156ZM208 150V151H207ZM227 152H226V151ZM92 151V152H91ZM229 151V152H228ZM235 151V152H234ZM237 151V152H236ZM81 152H82V150H81ZM150 152V153H151ZM224 152V153H223ZM233 154H232V153ZM65 153V154H64ZM98 153V154H97ZM101 153H102V156H101ZM169 154V156H168V154ZM221 153H223L224 155H222ZM235 153V154H234ZM236 153H237V155H236ZM82 154H84L83 152H82ZM97 154V155H96ZM100 154V155H99ZM93 155L95 156V157H93ZM99 155V156H98ZM148 155H150V158H154V159H148ZM159 155V156H158ZM221 155L223 156V157H221ZM229 155H231V156H229ZM235 155V156H234ZM85 156V155H84ZM92 156V157H91ZM96 156L98 157V160H99V158H100V162L101 163H103V164H101L98 160H97V162L98 163H100L101 165H98V167H97V162H95V160H96ZM110 156V157H109ZM63 157V158H62ZM70 157V158H69ZM108 157V158H107ZM145 157V158H144ZM228 157V158H227ZM92 158H95V160L93 159V161H92ZM121 158H122V160H121ZM142 158H144L143 159V161H142ZM171 158V159H172ZM235 158V159H234ZM239 158V159H238ZM243 158V159H242ZM108 161L106 164H105V162H106V160ZM104 160H105V162H104ZM120 160V161H119ZM149 160V161H148ZM224 160V161H223ZM237 160V161H236ZM121 161H123V162H121ZM154 161V162H153ZM156 161V162H155ZM231 161V162H230ZM39 162H40V164H39ZM88 163H89V160L87 161ZM143 162V163H142ZM224 164H223V163ZM242 162V163H241ZM118 163V164H117ZM149 163V164H150ZM155 163V164H154ZM35 164V165H34ZM74 164V165H73ZM96 166H95V165ZM104 164L106 165V166H104ZM121 164V165H120ZM132 164H133V162H132ZM134 164H135V162H134ZM157 164H159V165H157ZM202 164H204V165H202ZM230 164V165H229ZM232 164V165H231ZM40 165V166H39ZM102 165L104 166L103 168H102ZM118 165H119V167H118ZM128 165V166H127ZM136 165V164H135ZM137 165V166H138ZM245 165V166H244ZM5 166V167H4ZM39 166V167H38ZM100 166V167H99ZM121 166V167H120ZM206 166V167H205ZM228 166V167H227ZM74 167V168H73ZM93 167H95V168H93ZM130 167H132V165L130 166ZM203 167V168H202ZM220 167V168H219ZM222 167H223V169H222ZM235 167V168H234ZM237 167V168H236ZM3 168V169H2ZM53 168V169H52ZM104 168H106V170L104 169ZM207 168V169H206ZM40 171H39V170ZM147 169V170H148ZM163 170V171H161V170ZM197 169V170H196ZM217 169V170H216ZM229 169V170H228ZM241 169V172L239 171ZM5 172H4V171ZM94 170H97V171H95L94 172ZM101 170V171H100ZM102 170H104L103 172H102ZM159 170H160V172H163V174L161 173V175H160V172H159ZM221 170V171H220ZM227 170V171H226ZM3 173H2V172ZM133 171V172H132ZM169 172V175H170V177L171 176H173V177H169V179H167L168 178V176H167V174L166 175H164V172ZM197 171V172H196ZM33 172V173H32ZM45 172V173H44ZM99 172H101V173H99ZM131 172V173H130ZM171 172V173H170ZM208 172V173H207ZM219 172V173H218ZM234 172V173H233ZM50 173H51V175H50ZM108 173V174H107ZM133 173V174H132ZM157 173H158V175H157ZM200 175H199V174ZM149 174V175H148ZM23 175V176H22ZM33 175V176H32ZM50 175V176H49ZM133 175V176H132ZM150 175H152V177H150ZM243 175V176H242ZM244 175H245V177H244ZM31 176V177H30ZM57 176H58V179L59 178H61V179H59V181H58V179H56L57 178ZM71 176V177H70ZM95 176V175H94ZM110 176V177H109ZM132 176V177H131ZM157 176V177H156ZM159 176V177H158ZM224 176V177H223ZM239 176V177H238ZM249 177V180L251 181V183H250V181L248 180V177ZM262 176V175H261ZM53 177H54V180H53ZM101 177L103 178V179H101ZM108 177V178H107ZM145 177V178H144ZM149 177L151 178V179H149ZM167 177V178H166ZM222 177V178H221ZM263 177V176H262ZM262 177H261V180H262V182L264 183V179H262ZM65 179V182H64V179ZM100 179V183H99V181L98 182H96L97 180L96 179ZM141 178H140V180H141ZM144 178V179H143ZM160 178V179H159ZM164 178V179H163ZM176 179V181L174 180V181H172L173 179ZM221 178V179H220ZM224 178V179H223ZM243 178V179H242ZM264 178V177H263ZM240 179V180H239ZM10 180V181H9ZM13 182H12V181ZM63 180V181H62ZM103 180V185H102V181ZM111 180V181H110ZM162 180V181H161ZM177 180H178V182H177ZM221 180V181H220ZM53 181V182H52ZM58 181V182H57ZM109 181V182H108ZM150 181V182H151ZM161 181V182H160ZM4 182V183H3ZM8 182H11V184L10 183H8ZM55 182V183H54ZM63 182H64V184H63ZM140 182H142V184L140 183ZM223 182V183H222ZM7 183L8 184H10V185H12V186H10V187H8L7 186ZM57 183H60V185L59 184H57ZM98 183L101 185H99V187H98ZM145 183L146 184H148V185H145ZM172 183H174V184H172ZM224 183H226V184H224ZM244 183V184H243ZM61 184H63L64 185V187H63V185H61ZM68 184V185H67ZM106 184V185H105ZM180 184V185H179ZM184 184H186V185H184ZM217 184V185H216ZM228 184V185H227ZM247 184V185H248ZM57 185H58V187H57ZM134 187H133V186ZM152 185V186H151ZM246 185V186H247ZM68 186V187H67ZM112 186V187H111ZM130 186H132V188L130 187ZM137 188H136V187ZM12 187V188H11ZM66 187H67V189H66ZM128 189L129 187V189H133V190H131L129 193H128V191H126V188ZM165 187V188H164ZM169 187V189H167ZM176 187H178V188H176ZM185 187V188H184ZM62 188V189H61ZM65 190H64V189ZM70 188V187H69ZM163 188V189H162ZM227 188V189H226ZM3 189H5V191H6V193H7V195L8 194H10V195H5V194H3ZM9 189H11V190H9ZM106 189H107V191H106ZM118 189V190H117ZM135 189H136V191H135ZM118 191H120L121 193H119L118 192V194H117V192ZM137 190H139L138 192H140L141 190L143 191L144 190V192H143V196H144V194H147V192H149V197H147V195H145L144 197L141 195L142 193H139V196H137L136 195V197H134L135 195L134 194H137ZM153 190H154V197L153 196H151V192L153 193ZM176 190V191H175ZM232 190V191H231ZM5 191H4V193H5ZM9 191L12 193H9ZM61 191V192H60ZM109 191V192H108ZM133 191H135V193H131V192H133ZM170 191V192H169ZM217 191H218V193H217ZM114 192H116V193H114ZM155 192H156V194H158V195H156L155 194ZM165 192H167L165 195L163 194V193H165ZM57 193H58V195H57ZM125 193V194H124ZM128 193V194H127ZM20 194V195H19ZM116 194V195H115ZM13 195V196H12ZM15 195V196H14ZM16 195H18V196H16ZM115 195V196H114ZM133 195V196H132ZM141 195V196H140ZM234 195V196H233ZM5 196H7L9 199L11 198L10 196H12V198L10 199V200H8V198L7 197H5ZM20 196H22V198H20ZM25 196V197H24ZM64 196V197H63ZM107 196H106V198H107ZM121 196V197H122ZM128 196V197H127ZM17 197V198H19V200H16L15 198ZM103 197V196H102ZM103 197V201H104V198ZM114 197V198H113ZM160 197H161V199H160ZM189 197V198H188ZM124 198V197H123ZM146 198V199H145ZM150 200H148V199ZM158 198V199H157ZM205 198V196H202V199H204ZM25 201V203L23 204V200ZM66 199V200H65ZM124 199V200H125ZM133 199V200H132ZM23 202H22V201ZM105 200H108V199H105ZM113 200V201H114ZM135 200V201H134ZM143 200V201H142ZM166 200V201H165ZM19 201V203H17ZM20 201H21V203H22V205H23V210H22V205H20L21 203H20ZM133 201V202H132ZM161 201V202H160ZM164 201V202H163ZM179 201V202H178ZM13 202V203H12ZM108 202H109V200H108ZM165 202H167V203H165ZM214 202H216V203H214ZM173 203V202H172ZM175 203V204H176ZM182 203V204H181ZM189 203V204H188ZM212 203H214V204H212ZM27 206H26V205ZM114 204V205H113ZM115 204H117V205H115ZM126 204V206L124 207V205ZM128 204V205H127ZM160 204L162 205V206H160ZM207 204H209V205H207ZM205 205V206H204ZM25 206H26V208H25ZM227 206V207H226ZM29 207V208H28ZM9 208V209H8ZM21 208V209H20ZM32 208V209H31ZM35 210H34V209ZM103 208V207H102ZM119 208H121V209H119ZM137 208H139V210L137 209ZM109 209V210H110ZM163 209V210H162ZM242 209V210H241ZM24 210H26V214L23 212ZM28 210V211H27ZM29 210H31V212H29ZM121 210V211H120ZM155 210V211H154ZM206 210V211H205ZM210 210V211H209ZM33 211H35V212H33ZM40 212L39 214H38V212ZM130 211V212H131ZM159 211H161V214H160V212ZM164 211V212H163ZM33 212V213H32ZM37 212V213H36ZM111 212V211H110ZM109 211L107 212V213H110ZM153 212H155L156 214L154 215L153 214ZM157 212H159V213H157ZM190 212V213H189ZM264 212V211H263ZM106 213V212H105ZM135 213H134V215H135ZM234 213V214H233ZM35 214V215H34ZM36 214H38V216L36 215ZM126 214H129V213H126ZM208 214V215H207ZM210 214H212V215H210ZM262 214V213H261ZM28 215L30 216H33V218H34V220L36 219L37 221H38V223H37V221L35 220H33L32 219V217L30 216V217H28ZM110 215V216H111ZM157 215H160V220H155V219H157L158 218V216ZM230 215V216H229ZM243 215V216H242ZM117 216V217H116ZM147 216H149L148 218H146ZM197 216V215H196ZM233 216V217H232ZM264 213L262 214V217L260 216V221H262V223L260 222V224H261V226L264 228V226H263V224H264V220H261V219H264ZM111 217V219L113 220V218ZM119 217V218H118ZM134 217H135V219H136V221H135V219H134ZM143 217L144 218H146V219H143ZM153 217V218H152ZM163 217V218H162ZM132 218V219H131ZM216 218H218V219H216ZM220 218V219H219ZM74 219V220H73ZM139 221H138V220ZM32 220V221H31ZM47 220V221H46ZM111 220V223L112 222H115L114 220L112 221ZM117 220V221H118ZM210 220V221H209ZM219 220V221H218ZM221 220V221H220ZM230 220V221H229ZM33 221H34V224H32V227H31V223H33ZM39 221H41L40 223L43 225V228H42V226H41V228H40V226H38V224H40L39 223ZM117 221L115 222L116 224H117ZM121 221V220H120ZM216 221H218V222H216ZM36 222V223H35ZM43 222V223H42ZM46 222V223H45ZM110 222V218H109V221H108V223ZM119 222V221H118ZM122 222H120V227H121V223ZM133 222L132 223H130L131 224V226H132V224H133ZM139 222H141V224H138ZM156 222H157V227L155 226V224H156ZM110 223V224H111ZM18 224H19V226H18ZM40 224V225H41ZM114 224V223H113ZM125 224H124V227H125ZM136 224H137V226H136ZM215 224H216V226H215ZM233 224V223H232ZM33 226H34V228H33ZM38 226V227H37ZM76 226V227H75ZM111 226H112V224H111ZM212 228H211V227ZM220 226V227H219ZM227 226V227H226ZM229 226V227H228ZM260 226V228L261 229H263L262 227ZM29 227L32 229V231H31V229L30 230H28L29 229ZM35 227H37V230H35ZM44 227H46V228H48V229H50L51 228V231L49 230V231H47L48 229H45ZM108 227H110V226H108ZM107 227V228H108ZM113 227V226H112ZM119 226H116L115 227V224H114V227L113 228H116V231H117V228H119V231H120V228ZM140 227L141 228H143V229H140ZM170 227V228H169ZM215 229H214V228ZM217 227V228H216ZM44 229V231L42 232V231H40V232H38L37 233V231H39L40 229ZM72 228V229H71ZM106 227L104 228V229H107ZM129 228H132V227H130L129 226ZM132 228V230H134ZM170 230H168V229ZM174 228V229H173ZM211 228V229H210ZM225 229V230H223V229ZM228 228V229H227ZM230 228V229H229ZM34 229V230H33ZM55 230V231H53V230ZM104 229H102V230H104ZM110 229H112L111 227H110ZM110 229H108V230H110ZM138 229V230H137ZM145 229V230H144ZM173 230V232H172V230ZM210 229V230H209ZM217 229V230H216ZM220 229V230H219ZM261 229L259 230L260 231V233H261V235H262V238H264V230H262V232H261ZM72 230V231H71ZM101 230V231H102ZM113 230V229H112ZM122 231V235L121 234H119L120 235V237H118V238H120V240L119 241H121V236H122V240H124V242L125 243H128L129 242V239L126 241V239L128 238L127 237V234H125L126 233V227H125V229L123 228V224H122V229H121ZM144 230V231H143ZM213 230L215 231V232H213ZM227 230V231H226ZM24 231V232H23ZM35 231V233H33ZM119 231H117V233H119ZM159 231H161V232H159ZM166 231V232H165ZM167 231H169V232H167ZM210 231V232H209ZM229 231L231 232V233H229ZM30 232H32V234L33 235H31V233ZM42 232V233H41ZM103 232V231H102ZM106 232H107V230H106ZM120 232V233H121ZM136 232H137V234H138V236H137V234H136ZM146 232V233H145ZM158 232V233H157ZM209 232V233H208ZM226 232V233H225ZM29 235H28V234ZM37 233V234H36ZM53 233V234H52ZM109 232H107V234H108ZM110 233H112L111 232V230H110ZM109 233V234H110ZM132 233V234H131ZM159 233L162 235H159ZM165 233H172V234H169L168 236L169 237H167V235H166V237H165V234L163 235V234ZM234 233V234H233ZM236 233H237V235H236ZM263 233V234H262ZM23 234V235H22ZM25 234V235H24ZM27 234V235H26ZM60 234H61V236H60ZM136 235V236H134V235ZM151 234V235H150ZM175 234V235H174ZM213 234V235H212ZM257 234L258 235H256L257 236V238H256V236H253V241H256V242H259L260 241V239H261V237H258L260 234H259V232H257ZM63 235H64V237H63ZM73 235V236H72ZM115 236L117 235L116 233L114 234ZM146 235V236H145ZM234 235V236H233ZM260 235V236H261ZM30 238H29V237ZM38 236V237H37ZM43 236V235H42ZM46 236V234L43 236V237H45ZM58 235H56V237H57ZM71 236V237H70ZM111 236H113V233H112V235ZM118 236V235H117ZM116 236V237H117ZM145 236V237H144ZM147 236H148V238H147ZM238 236H240V237H238ZM18 237V238H17ZM26 237V238H25ZM33 237V238H32ZM35 237V238H34ZM69 239H68V238ZM107 237H109V238H107ZM114 237V236H113ZM112 237V238H113ZM139 237V238H138ZM159 237V238H158ZM162 237V238H161ZM165 237V238H164ZM170 237H172V241H171V238ZM174 237V238H173ZM209 237V238H208ZM255 237V238H254ZM138 238V239H137ZM147 238V239H146ZM168 238H169V240H168ZM259 238V239H258ZM45 239H46V241H47V237H45ZM115 240H117V238H114ZM140 239V240H139ZM143 239V240H142ZM152 241H151V240ZM157 239V240H156ZM175 239V240H174ZM255 239V240H254ZM259 241H258V240ZM38 240H40V241H38ZM42 240V241H41ZM44 240V241H43ZM60 240H61V238H60ZM67 240V241H66ZM92 240V239H91ZM91 240H89V241H91ZM131 240H130V242L129 243H131ZM142 240V241H141ZM156 240V241H155ZM160 240V241H159ZM166 240V241H165ZM18 241V242H17ZM48 241H50V240H48ZM63 241V242H64ZM74 241V242H73ZM73 241H72V243H75V240L73 239ZM118 241V242H119ZM206 241V242H205ZM216 241V242H215ZM31 242H32V244H31ZM40 242H44L43 244L42 243H40ZM61 242H62V240H61ZM93 242V241H92ZM106 242V243H107ZM112 242H115L114 240L112 241ZM123 242V243H124ZM134 242H135V244H134ZM139 242H141V243H139ZM143 242V243H142ZM154 242V243H153ZM170 242V243H169ZM208 242H210V243H208ZM33 243H35V244H33ZM37 243V244H36ZM42 245L41 247H40V245ZM45 243H46V245H45ZM50 243H52L53 244V242L52 241H50ZM105 243V244H106ZM117 243V242H116ZM163 243H164V245H163ZM187 242H185V244H186ZM208 243V244H207ZM262 243V244H261ZM166 244V245H165ZM169 244V246H167ZM173 244V245H172ZM216 244V245H215ZM35 247H37L38 248V250H37V248H35ZM78 244L77 243H75V245H73L74 246V250H73V252L71 251V253L70 254H68L67 255V258H69L70 257V259H67L68 261H70V262H68L69 264H74V260L73 259H75V257L73 258V256H75V255H78V254H80L82 251L80 250V248L77 246ZM108 245V244H107ZM214 245V246H213ZM262 245V249L260 248V250H264L263 249V245H264V242H260V244H259V246H261ZM32 248H31V247ZM134 246H135V248H134ZM161 246V247H160ZM77 247V248H76ZM101 247V246H100ZM110 247V248H111ZM138 247V248H137ZM164 247H166V248H164L166 251V253H165V255H163V253L164 252H161V251H164L163 250V248ZM168 247V248H167ZM232 247V248H231ZM35 248V249H34ZM44 248H46V249H44ZM101 248H103V246L101 247ZM100 248V249H101ZM109 248V247H108ZM106 249V251L107 250H109V249ZM152 248V249H151ZM48 249H50V250H48ZM77 249V250H76ZM100 249H98V250H100ZM112 249H115V248H112ZM151 249V250H150ZM101 250H103V252L105 253L106 251L104 250V248L103 249H101ZM121 250V251H120ZM132 250V251H131ZM137 250V251H136ZM153 250V251H152ZM112 251H115V250H112ZM125 251L128 253V252H130V253H128V255H126L127 253H125ZM135 251V252H134ZM168 251V252H167ZM171 251H173V252H171ZM215 251V252H214ZM229 251H227V254H226V257H231V255L229 254L230 252ZM46 252H48V253H46ZM54 252V251H53ZM102 252V251H101ZM102 252V253H103ZM109 252H111V250H109L108 251V253ZM133 252V253H132ZM149 252V253H148ZM150 252H154L153 253V255H151L152 253H150ZM158 252V253H157ZM161 252V253H160ZM171 252V253H170ZM74 253V254H73ZM98 253H99V251H98ZM102 253H100V255L102 254ZM131 253H132V255H131ZM138 253V254H137ZM173 253V254H172ZM259 253V252H258ZM261 253H263V255H264V251L262 252L261 251ZM59 254V253H58ZM163 255V257H161L160 258V256H162ZM71 255V256H70ZM103 255V254H102ZM100 256V257H103L102 259L100 258V257H96V259H98V258H100L101 260H102V262L104 261V257L105 256ZM105 255V254H104ZM110 255V254H109ZM113 255H110V256H113ZM136 257H135V256ZM156 255H157V257H156ZM158 255H160L159 257H158ZM214 255V256H213ZM46 256H48V257H46ZM69 256V257H68ZM98 256V255H97ZM118 256V257H117ZM149 256V257H148ZM150 256H152V257H150ZM165 256V257H164ZM255 256H257V257H253L252 258V260H251V263L253 264L254 262V264H261V263H263L264 264V256H259V255H255ZM52 257V258H51ZM131 258V259H129V258ZM133 257H135V258H133ZM155 257V258H154ZM260 257V258H259ZM49 260H48V259ZM122 258L120 257L119 258V260L121 259L122 260ZM126 258H128V259H126ZM152 258H153V260H152ZM158 258V259H157ZM53 260V262L52 261H50V260ZM56 259V260H57ZM99 259V260H100ZM256 259V260H255ZM261 259V260H260ZM47 260V261H46ZM71 260H72V262H71ZM99 260H97V261H99ZM117 261V262H122L123 261V264H124V260H122V261ZM127 260V261H126ZM149 260V261H148ZM159 263H158V262ZM258 261V262H257ZM49 262V263H48ZM100 262V261H99ZM101 262V263H102ZM116 261H115V263L116 264H118ZM97 264H98V262H96ZM105 263V261L103 262V264ZM228 263L229 264H233L232 262H231V259H229V261H228ZM57 264H58V262H57ZM106 264V263H105ZM165 264V263H164Z\"/></svg>",
	"mask_w": 264,
	"mask_h": 264
}]
</instances>
